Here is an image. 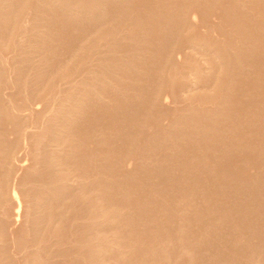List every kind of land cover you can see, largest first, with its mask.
I'll return each mask as SVG.
<instances>
[{
	"label": "bare ground",
	"instance_id": "1",
	"mask_svg": "<svg viewBox=\"0 0 264 264\" xmlns=\"http://www.w3.org/2000/svg\"><path fill=\"white\" fill-rule=\"evenodd\" d=\"M135 1L141 2L144 0H135ZM151 1L152 2H150L149 0L147 1V2H150V5H148L149 3L146 5V0H145V3L143 2V5L141 4L142 6H140V3L138 4L136 3L137 5H139L138 8L136 7L137 8L136 9L135 6H133V3L131 6L130 0H0V176L2 179L0 183H4L6 185V182L8 181L7 183L9 184V182L11 181V180L10 181L8 180V177H10L9 176L10 174L18 171L16 175L17 174L19 175V173H22L21 171H24L23 173L24 177L22 176L23 180L21 179L22 183H20L19 181V184L21 185L17 183V185L20 186L19 189L15 188L17 189V191L19 190V193L15 190L14 191H15V194L17 193L18 195L21 192L22 194L19 195L21 197H24L22 195H25L23 200H25L26 197L29 198L28 200H25L26 204L28 202L29 203L28 205L25 204L26 207H24V211L25 210L26 211L24 213L25 215L23 216L25 217L24 218L25 226H23V228L24 229L26 228V231L21 232L22 229L21 231L19 230L20 234L22 233L21 235L24 234V237L25 235L26 237L25 239L23 237L21 239L20 237V242L17 240H14V241L11 240V241H13L12 244H14V242L17 241L14 244V246L16 250L17 249L19 250V252L20 251L23 252L24 249L23 250H20V249L23 248L25 245L31 248L29 251V249L25 246L26 250L28 249V252H25L26 254H21L18 251L16 253L15 251L16 254H20V255L27 256L28 254V257L25 258L24 256V259H22L23 257L20 256L22 260H19V262H17L18 259L16 257H15L16 258L15 260L14 257L11 256L10 254L4 253V252H8V251L3 250V248L6 246L5 241L7 239L5 240L6 238L5 236H7V234H4L6 232L5 230L6 228H4L5 231L2 230L3 229L2 226H5V225H0L1 227L0 228V248L2 249V250L0 249L1 250L0 251V264H45L44 262H46V260L47 261L52 260L53 255L51 256L52 259H49L48 256L52 254V252H54L56 248L52 250V247H54L55 245L53 246L51 241L49 242L47 240L50 238L49 240H53L52 242L54 244L55 242L58 241V238L62 241L67 240L66 242L68 243L70 242V239H67L66 234H65V237L63 236L64 235L63 229L66 226H68V228H71L69 227L70 226L69 223L68 225H66L67 223L65 224L66 219L67 221L69 220V218H66L68 216V215L66 216V213L67 212H68L67 214H71V212L73 213V211L69 213V210L73 206L76 205V204L74 205V203H78L77 204L78 207L85 205L84 208L82 207V209H85V211L87 210V212H84L81 209V211H83L85 214V216H83L84 218L83 219L81 218L82 220L79 217L82 216L83 212L82 213L79 212L81 213L79 214L80 216H78L75 213L78 216L77 219L79 218L81 220L79 224H80L81 230L82 228L84 230L83 233L79 232L81 231L80 228L72 227L71 229L72 232L73 230L75 231V229H79V231L76 230L78 235L82 234V236L79 235L80 236L79 240L78 238L77 239L74 238V237H77V235L72 236L73 239H76L78 241L71 240L75 242V243L72 242L73 245H76L77 251L74 248L75 251L76 252L79 251L78 253L81 254L80 258L77 259L79 261L77 264H80V263L82 264H174V262H171V260L175 261L179 259L178 258L179 255L178 257L174 254H172L173 257L171 256V252H173L174 249H177V250L182 249V250H179V252L183 254V255H180L182 257L180 258V260L181 259L183 260L186 258L185 263L184 261L182 262L181 260V262L179 261L178 263L177 261V263L175 264H182V263L183 264H195L196 260L198 264L199 262L201 263V261L203 262L202 264H233L231 262L233 258L230 260L224 261L222 260L223 259L222 256L224 257V255L222 256L220 255L221 257L217 255L218 253H216L215 251L217 250L218 252L220 249L222 250V248H219V249L217 248L216 250H214L215 253H212L209 250L207 251L206 249L207 245L209 246L210 240L211 241L214 240V242L217 245L220 244V243H217V241L219 242V238L221 239L222 238L221 236L224 235V231L227 230L226 227H229L228 229L232 228V230L236 232L235 234L232 230L227 231V234L228 232L234 233V234L232 233L233 238H231L232 236L230 237L231 240L226 235V238H228L230 242L228 241V239H226L223 236L224 238L223 240H227L229 242V245L227 244L228 242L226 241L224 243L232 247L229 249H233V251L235 249L234 252H237L238 250V252L240 253L241 249L243 251V248H246V247H243L240 249L241 246L248 247V249H245V251L246 250L248 251V252L246 251L247 255L243 256L244 253L242 252L243 254L240 253L241 254L240 256V254L237 252L239 254L238 255L239 259L237 258L238 262L240 261L238 264H264V251H263L264 248L263 249L262 247L261 249L259 248V246L262 245V243L264 245V241L263 242L261 241L264 238L261 240L260 239L258 240L254 232L259 229L254 231V229H256L257 227L253 228L252 226L253 223L251 222L252 220V221H255L254 223H257L258 220H256V218L262 219L264 212L263 214L261 213L260 217L262 218H258L259 216L255 218V216H257L256 215L257 212L255 213V210L257 211V208L256 209L253 208L256 206L252 207V205L255 204V202L254 203L251 202L252 199L247 194L248 189L246 190V193H243V189H246L247 188L246 186H249V188L253 190V192H254V188H257L259 189L257 191H260L263 194L264 191L260 190L261 186L260 188H258L256 187V184L258 185V182H259L258 180L264 179V176L260 174L259 176L258 172L264 175V173H262L264 171L261 169L262 172L261 170L257 172L258 179L256 181L258 182L256 183L253 182V184L249 183L252 181L248 182L245 179L247 178L249 180L252 179L253 181H255V179H253V177H256L254 176L255 174L251 176V178L248 174L247 175L249 176V178L248 177H246L245 179L243 178V181L245 180L246 182L245 181L244 182L247 185L245 183H244L245 185H243L242 184L243 181L240 180V178H238L239 180H237V182L242 181V183L238 182L239 184H236L237 183L236 182L234 184L233 182H235L236 181L235 179H237V177L234 176L235 174L232 175V178L234 179L231 178L233 182L232 180L229 181L230 179L228 180V183L230 182L233 183L232 190L238 193V194L234 193L233 197L231 196L232 195L231 194L230 197L234 199V197L237 195L242 196L241 195L242 193L246 194L244 195V197L237 196L236 198L237 200L232 201V203L234 202L236 205L237 203L244 204L245 206L246 203H243V202L246 199H248V197H250L251 200H246L245 202L249 201L251 204L252 203L253 204L252 205L250 203L249 205L247 204L248 208L249 207L252 208V209L250 208V211H247L248 208L246 207L245 209V207L242 205H241L242 206L241 209L244 207L245 209L244 211H242L243 209L240 211L239 209L240 206L236 208V210L239 209L238 210L239 215L237 214V218L235 219L242 218L240 220L238 219L240 223L242 224L240 225L242 226L240 229L235 227L236 225L239 224L238 223L239 221L237 222L238 224L234 223L235 225H231L232 222L231 223L228 222L230 223L229 226L226 224V227L222 229L221 227H223V225L228 221L227 219L230 217V215L226 217L225 214L224 215L223 213L220 214L218 213L217 210H221V209L222 211L225 210L226 208H224L223 206H222L223 208L221 209H218V207L222 204L227 205V202L229 199H230L229 202H231V198L229 197V199H227L229 195L227 196L225 192V189H224L225 186H223L224 187L223 190L226 195L220 199L224 200V198L227 196L225 199L227 200V202H224L222 204H219L222 200L217 199L218 197L217 198L216 196L208 197L209 194L206 196L205 193L206 192L208 193V191H210L209 192L210 195L213 196V194H211V190L216 189V188L212 186L214 184L216 187H218L217 186L218 184L216 185L215 183L208 182V181H211V180L213 181L214 180L213 176L215 175L219 176L218 171L222 169L226 171L227 169H225L224 166L222 168L221 165H220L221 169H219L218 167L219 164H218V166H216L218 167L217 168L218 171H216L218 175L214 173L215 175L213 174L212 176L213 179L209 180L208 177H211L210 174H212L213 171L216 170L214 169L215 166H211V165H215V164H211L209 163V161H207L208 163L207 162L204 163L205 158L203 159V157L205 156L208 157V155L204 156V154L208 152L205 149L206 153L203 152L204 154L202 153V155H200L202 151L200 152L201 148H199L201 144H202L201 146H203V143L207 142L206 144L207 146L210 143L213 145L215 144L213 147L217 149L218 152L215 150V152L217 153H219V151H223V152L226 151V154L223 152H221L220 154H217V153L213 154L215 153L214 150L212 152V150H210L209 147H207V150L209 149L210 151L209 150L208 151L210 153L212 152L211 155L212 154L214 156L218 155V157L214 158V159L218 158V162L224 159L226 155L230 154L228 151L231 152L229 157H231L232 154L234 155V153L236 154V151L238 150L244 151L246 149L245 151L247 152V149H248L249 155H251L250 152L252 153L251 150H253L256 156L260 152V149H259V152H257L258 149L255 148L257 150L256 151L251 146L250 140H248V142H250L249 144L248 142L247 143L243 142L240 138H242L241 136L243 132L245 133L243 134L244 138H245V135L247 136V130L244 127L246 128L250 127V129L248 128V130L251 131V129L252 128L254 129V126L257 124L259 129H254V130H259L258 132H260V130L262 131L264 127L263 125L264 120L262 119L264 117L261 118L260 116H258L259 118H257V114L263 112V111L259 112L261 111L259 110V108L260 109L262 108L261 107L262 99H260L261 101L260 103L258 98H262V92H264L263 91V87H264L263 86V83H264V0H177V1L176 0H163L164 2L159 0V2L161 3L156 2V0L155 1L151 0ZM153 2H156V4H154ZM126 4H129V5L126 6ZM129 6H131V8ZM107 7L112 8L113 14L110 12L111 13L110 15V13L107 12L108 10ZM110 8L108 11H111ZM216 9H218V11L220 9V13L218 14H220V16L222 15V19L220 18V20L218 19L219 21H217L221 26L217 25L216 20L215 21L211 20L213 24L214 22H216V25L211 24V26H214V28L215 26L220 28L222 32L221 33L222 36H219L220 34L219 35L215 34V36L217 35L219 37L216 36V39L213 38L215 37L213 36V33H215L216 31L214 32L211 29L210 30L211 32L209 31V33H206V32L204 33V31L199 30L201 35L199 33L198 34L200 36H198V34L196 33L197 37H187L186 33H188V31L190 30V27L194 25V23L192 25V22L195 21L193 19L194 18L193 16L195 15L191 16L192 13H194V11L200 12L201 16H205V19H209L206 16H209L212 18L211 14H213L214 10ZM143 10L146 11L144 15L142 14L144 13ZM137 12H140L141 14L137 15ZM107 14H109V16H107ZM200 14L198 15L200 16ZM198 15L197 17H199ZM106 16L108 17L107 19L109 21L105 19ZM190 16L192 18L191 21L189 19ZM213 18H219V15L217 16V13H216V15L213 16ZM199 19L201 20L203 19V17L202 18L199 17L198 20ZM198 20L197 22L202 24V26L203 24L206 25L209 22L208 20H207L208 22L203 21V20L200 22ZM129 24H131V27ZM198 24H197V27H198ZM209 24L210 23H208L207 27L211 28ZM187 25L188 26L191 25V26L188 27ZM94 28L96 29L95 32H93ZM192 28L193 27H191V29ZM203 28L201 30H205L206 27L204 29ZM60 31L61 33L64 31H67L68 33L70 32V34L68 35H67V32H65L67 36L66 35H65L66 37L63 36L64 39L66 38L63 41V43H60L56 40ZM92 32L96 34L93 35ZM183 32H185L186 36L184 35ZM210 33H212V35ZM62 34L64 35V33ZM97 34H98V38L96 39ZM181 36L183 38L185 37L186 38L183 39L182 41ZM191 36H193V34ZM93 38L96 40L102 41L98 43V44L101 43L100 46L97 44L99 47L96 46V43L98 41L96 43L92 42L94 40ZM154 39L157 40L158 43H156L157 41L155 42ZM103 40L105 43L103 42ZM106 41L108 42L107 49H111L112 51L113 49L117 50L122 47L121 48L122 50L119 49L121 54L117 53L119 51L117 50V52H115L117 53V56L113 57V55L115 54L113 51L114 54H112L111 52L112 56L111 55L108 57L106 56L105 58L104 56L100 57L99 54L101 53L108 54V52L110 51V50H107L108 52H105L106 47H107ZM151 41H152V44L156 43L155 45H157L155 46L153 44V46L157 47L156 51H155V48H153L155 52L152 51L153 50L152 48H148V46L150 47L152 45ZM94 45L97 48L102 49L101 51H99L100 49H98L100 53L97 51L98 56L101 58L100 60H98L99 63L98 61L97 62L95 61L96 60L95 58H97L98 56L91 57V55L94 54L92 53V50L97 49L94 47ZM103 46L105 47V51H103L104 49ZM138 46L140 47L138 48ZM140 48L141 50L143 49L144 51L140 52L141 51ZM147 49L148 50L152 49L151 50L152 52L151 51L150 52L151 54L152 53L153 54L150 55ZM158 50L159 52H161V57H160L161 62L163 60L166 66L169 65L168 66L169 70L166 68V66H165L166 69L164 68V66H161V64L162 65L164 64L161 63L158 58H157V62L159 61L160 63H157V62L154 63L155 64L154 66H157V64L159 65L157 66L159 67L158 69L154 70V66H153V71H152V68H151L152 65H150L151 67L148 65H146L147 67L144 66L145 62H148L149 64L153 63L152 59L154 57V54H156ZM97 54L95 52L94 55H97ZM177 54H178V58H180L179 56L181 55H182L181 57L183 58L181 60L178 59L176 57ZM92 58L95 59L94 60L95 62L93 63L94 64L97 63L98 65L96 67L98 69L96 70H92L91 68L92 66H94V64L90 62ZM112 59H114V61H112ZM261 59H263V61ZM149 60L151 61L149 62ZM176 60H180V61H176ZM153 61L155 62L156 59L155 60L153 59ZM141 62H143L142 64L146 71L143 69V66H141ZM90 63L92 64L91 67H90ZM254 67L258 68L262 73H260V71L258 73L257 69L255 70ZM148 68L149 70L150 69L151 70L150 71L148 70L149 73H146L148 72L147 71ZM160 68H164V69L162 70ZM251 69H254L258 73L257 75L255 74L256 72L254 73L256 76H260V74H262L260 77H262L263 79L258 77V80L262 85V86L260 85L262 87V91L260 90L261 87L260 86L258 87L259 84L257 82L256 83L258 85H256V87L254 85V89L255 88H259V89H256L257 91L253 89L255 92H253L252 88H251L252 91L247 89L248 92H246V90L240 89L239 85H241L245 81L244 80L245 77H246V83L249 82L248 74L249 72L252 73L253 71V70L250 71ZM251 73L250 75H252ZM254 74L252 75V77L254 76L253 78L256 81L257 79L255 78L257 77H255ZM175 79H177L176 80L177 82L175 81ZM142 83L146 85H143ZM176 83H178L177 84L178 91L176 88L177 87ZM232 83H234L233 87H235V85L237 87L238 85L239 86L238 89H240L241 92L242 91L246 92L245 93L246 95L245 94L242 95L243 100L245 98V100H247L248 103L249 101H255L256 99L258 100L256 101H257V104L258 103L259 105L261 104L260 106L257 104L255 105V102L253 103L254 105L251 104L252 102L249 103L251 104L250 106L252 105L257 106L256 109L258 111H256V109H253V111L255 110V112H258V113H254L253 111L250 112V110L252 109L245 107L249 105H245L247 102L245 103V101H243L242 99H239L240 97L237 96L238 100H235L233 98L234 95L232 94V92L235 89L231 87ZM173 85H175L176 87H174ZM246 85H248V83ZM143 86H145L144 89L148 90L149 91L148 93H150L151 95L149 96L151 97L149 98L150 99L148 101L149 103L146 102V99H148V97L147 98L144 97V99L142 98L143 97L142 95L144 92H145L144 94H147V91H144L142 93L141 88H143ZM248 87H251V86H248ZM173 89L176 90L177 93L175 92L174 94ZM258 90L260 92L259 95H257ZM13 91L17 93V95ZM238 91L239 90H236V92L239 94ZM140 92L142 94H140ZM8 93H11V94L14 93L16 96H19L17 98L20 100L16 101L17 100L16 96L14 97L15 99L14 100L13 95H11L12 96L11 97L8 95ZM237 93L236 95H238ZM176 94L178 98L176 97ZM170 96H173L178 99L177 100L174 98V100L177 102L175 104L172 102V104L174 106L178 104V106H181V108L178 107L180 108V111L175 109V112L176 111L178 112V113L176 112L177 114L174 112V110H172L173 113H175L176 115L175 117L171 115L172 111L170 113L168 112L169 118H171V116L173 117V121L172 120L170 121L167 118L170 121V123L172 122L171 125L169 124V126H171L170 128L174 127L175 129L177 126H180L181 130L185 131L186 129L185 131L186 133L184 131L182 132L181 130L172 131L170 128H167L171 130V132L169 133L170 135L169 136L170 138H169L167 137L168 136L167 130H165L167 127L166 126V127H162V129L165 130L163 134H162L163 130L159 127L161 130L160 133L164 136V137L162 136V138L160 136L159 137L155 136L156 138L155 137L154 138L156 140H150L151 138H153L152 137L153 134H151L152 135L151 137H149L150 136L149 134L148 135L149 139L143 140V136H142L141 138L142 140L141 139L137 140V136L140 135V133L142 135L143 130L147 131L145 130V128L148 129V126H147L148 124H149V127L152 126V124H154L155 127H158L160 125V123L158 124V121H157L156 122L157 126H156L155 121H153V119L155 120L156 118L154 117V115H153L154 118L152 117V115L151 117L149 115V113L151 114V112L152 111L154 112V110L147 112L149 105H150V109H153L152 107H155L157 110L160 108L159 109L160 111L161 105L158 103L162 102L161 104L163 105L165 103V102L163 103V101ZM10 97L14 101L19 102V105L15 102H11L13 100H10ZM132 97H134V100L131 99ZM139 97H141L142 99H140ZM230 97H232L233 99L231 98L232 99L231 100ZM130 99L133 100L134 105L132 104V101ZM139 99H140V102L138 101L139 104L135 103ZM239 100H241L240 102L244 105L243 106L244 108L242 109L239 107L241 111L245 109H247L248 111L249 109V112H250L249 116H247L248 112L245 110L247 112V115L245 114L247 118H245V116L242 115V112L244 111L242 112L240 111L242 115L241 116L242 118H240L242 122L239 121L240 124L242 125V127L248 124L247 126L243 127L244 129L239 124L238 122L239 118L237 117L238 115L236 113L238 112V110H240L237 108L238 105L236 103V101H239ZM113 101L115 102L114 104H112ZM141 101L144 102V103L142 102V105L145 104L144 106H147L146 108L143 106L144 107L143 110H142V105H140ZM232 101L233 103L236 104V106L235 105L232 106L233 104L231 103ZM8 102H11V104L9 105ZM12 103H14L15 106L14 105L12 106ZM116 103L117 104L121 103L122 106L121 104H119L118 105L119 107H117V105H115ZM129 103L130 105L132 104V106H135L136 104H138V106L140 105L141 110L144 111V109H146L147 110L146 112L148 114L144 111L145 113L143 112L142 115H140L142 111L139 113V112H135L136 111L135 108L133 109L135 110L134 112L132 109L131 110L129 109L128 110L129 112L127 113L129 115L134 113V117H135V114L137 115L139 113L138 114L139 116L135 117L136 121L138 122L135 121V118H132V121L134 120L135 122L129 121V119H127L128 117L125 116L127 114H124L125 118L127 117L126 118L127 123L128 121L129 123H132V124L137 123L135 124L136 125L135 128L137 130L134 129L133 126H132L133 128L131 126L129 128L128 126V129L129 130L132 129L133 132L135 130L139 134L137 135L135 134L136 133L135 132L134 133L135 136H133V138H129L125 140L124 138L128 137L130 133V131L125 129L126 132L127 133L129 132V133L127 135L125 130L123 131L125 132L124 133L125 135L123 134L125 137L124 138L122 137V143L124 140V143H126L127 141L128 144L124 146V144L121 143L124 148V149H121L122 148L120 146L121 144H119L121 142L120 140L121 138H118L121 135L119 132L121 128L118 131V133L120 134L119 136L116 133L117 131L113 130V126L115 125V124L113 125L114 123L113 121L117 122V119L119 118H117L116 120H112V117L110 116L111 117L110 118L109 115H110V112L112 113V111H114L111 105H113L114 108L117 107L118 109L120 108V106L122 108L125 105L126 107H129L128 106ZM146 103L149 105H146ZM37 106L42 107L40 110L41 112H39V114H37V112L36 113L34 112V109ZM132 106H130V108ZM262 106H263L262 109H264V102ZM228 107H230L231 109L234 108L235 113L231 115L232 116H234L235 114L236 115L234 116V118L230 115L234 119V124H232L233 119H230V116H229V112L232 110H230V108L228 109ZM235 108L237 111H235ZM95 110H102L106 113H108L109 111L108 113L109 115L105 118L106 115L105 114L102 115L103 113L102 111H101L102 113L100 114L99 113L100 111L99 112L97 111L96 113ZM119 110H122V109H119ZM228 110L229 112H227ZM161 111H160L161 114L163 113V111L165 112L164 109H162ZM167 111L168 110H166V114L163 113L166 116H167ZM169 111H170V108H169ZM115 112L117 113V111H114V113ZM224 112H227L228 115L224 114ZM33 113L35 115V118L34 117L32 118ZM98 113L102 116L98 117L100 116L98 115ZM116 113L114 115H117ZM121 113L123 114V110L119 112V115ZM252 113L256 114V117H254ZM93 114H97L98 118L104 117L105 120L104 119L103 120L105 122H100L102 121L101 119L95 121L94 119L96 116L94 115L95 116L94 117ZM111 115L113 116V113ZM158 115L160 116V114ZM250 115L253 116L254 118L251 117ZM263 115L264 114H262L261 116ZM248 117H250L251 118L250 121L253 122L252 124H250V126H249L250 121H248L249 119ZM107 118L109 120V123L111 124L107 122L108 124L106 125ZM255 118L257 119V121H255ZM124 119H119V121L120 120L124 121ZM161 119L162 121H164V119L166 120V117L163 116V118ZM246 119H247V123H246ZM92 120L94 123H96V124L93 123L94 126L92 125V122H91ZM243 120L246 124L245 123L243 124ZM97 121H99L102 124L105 123L104 127L105 125L106 126L110 125L107 128L108 129L112 128V130L115 131L116 136L113 132H110V131L108 132V130L105 129L104 127H103L104 130H106L107 132L106 131L102 132L103 128L102 129L100 128L102 127V125L98 123L100 127L96 126L98 125ZM119 121H118L119 125H117V123L115 122L116 123V127H114L115 129H117L118 126H121L120 124L123 122V121L122 122L120 121L121 123H119ZM146 121H149V122H146ZM207 121L212 124L215 123L214 126L212 125L214 128L215 126L218 125L219 126V127L217 126L218 129L221 127V125H223L224 127V124L227 123V125L225 126L226 130L223 127H221L226 132H223L222 130H218V129L217 131L216 128L213 130L212 126L211 125L210 126H211L212 131H217V133L220 131L219 133L222 132V134L220 135L226 136V137L231 132L230 130H228V128L232 129L234 131L233 134L232 135L230 134L231 136L227 137L228 139L230 138V140L232 138L234 139L237 138L235 137V134L238 135V133L241 132L242 134L240 133L241 135L240 134L238 135V138L240 136L239 141H242V143L245 144V147H248V148H245L243 146L242 147L240 146L241 148L239 146L237 147L236 145L239 144L238 138L235 139L237 140V143L233 139L235 141V144L231 143V145L227 146V147H230V149L228 148L229 150H227L226 145H227V142L230 140H227V138L225 139L227 140L225 142V140L220 139L217 136L216 138L217 140L213 141L215 140V138L213 137H216V135L214 134L215 136H213L212 134L211 136L210 133L212 131L209 133L207 132V130L210 129L209 123L207 124ZM217 121H220V122H217ZM260 121H262L261 124L263 123L262 124L263 127L260 124ZM124 123L125 122H123V125H124L123 129L125 128V124H126ZM229 123L231 125H229ZM254 123L255 125H253ZM165 124L167 125L166 122ZM205 124H207V126H205ZM259 124L261 125L262 129H260L261 127L259 126ZM111 125L113 126L111 127ZM78 126H80V128ZM181 126H184V127L186 126L187 128L189 127L188 130L190 129L194 130L195 128H197V131L200 130L198 128H204V127L208 128L209 127L207 130L206 128H204L203 130L201 129L200 132L202 131L204 134L199 132V135L202 134L205 136L207 135L205 132H207L209 136L211 137L208 138V136H206L208 139H203V138L195 139V137L197 136L194 134L195 137L193 136L191 137L193 141L189 139L187 140L188 137H185L186 134L192 135L195 130L193 132L189 131L187 133V128L184 129ZM193 127L194 129H192ZM239 127H241L240 128L241 131L238 130L239 131L238 132L236 131V129H239ZM159 128L157 129L152 128V131L150 133L154 132L153 129L155 131L156 130L158 131ZM242 129L245 130L246 132L242 131ZM204 130L206 131L204 132ZM5 131L7 133L11 131L10 133L11 134L13 133L16 136V141H15V138H13L14 140L13 139L12 141L9 140L11 144L7 143L9 141L5 143V141L8 140V139L5 140V137L8 135V134L6 135L4 134ZM180 131L181 133H178V134L179 135L185 134V136L181 135L182 137L179 136L178 139H176V137L178 136V134L176 136V132H180ZM250 131L248 133L253 132V131L251 132ZM227 132L228 134L224 135ZM262 132H264V130ZM108 133L109 134L113 133V134L110 137L111 134L109 135ZM164 133L165 134L167 133L166 134L167 136L164 135ZM219 133L217 135H219ZM144 134H146V136L144 135V138L145 137L147 138L148 133L144 132ZM156 134L159 135L157 132H155L154 135ZM131 135L133 134L130 133V137ZM258 135L257 136L254 135V137L256 136L257 138L256 140L254 139V142H255V144L253 143L254 147L256 146L258 137L261 135L260 136L261 138L264 135V133L260 134L259 136ZM114 136L115 138L118 136L117 140L114 138ZM171 136L173 137L176 136V137L173 139ZM248 136L250 137L251 135L248 134ZM248 136L246 137L247 139H249ZM108 137L109 139L110 138L112 139L113 137L117 141V143H118V140H120L118 143L119 144L118 146L121 148H119L118 146H115V144L117 143L114 144V142L116 141H113V140L111 141V139L110 140L107 139ZM138 137H141V136H138ZM165 137L169 139H165ZM183 137H185V139ZM171 138L173 139L172 141L179 140L181 144L179 143V141L176 143L172 142L170 140ZM210 138H212L213 140ZM247 139L246 140L244 139V140L247 141ZM261 139L260 141L263 142V139L262 140ZM196 140L200 141L201 144L198 143L197 144L198 146L189 144L191 142H193L194 144ZM13 141L15 142L13 143ZM89 142L92 144L93 143L96 144L95 147L93 144V147L95 149H96V146L98 147L100 145L101 147L100 148L98 147V148L99 150L102 149V152L99 155L96 152L95 153L97 155H95L94 152L91 153L90 152L91 149H89V147L91 148L92 144L87 145V143ZM230 142L228 144H230ZM177 143H179L180 145H184L185 143L189 144V147L186 144V146L188 147V148L186 147L188 149L187 153H189V149L191 147L193 148V149L191 148V151L194 152L197 149L198 153L195 152L196 153L195 155L193 154V152L190 151L191 152L189 153L190 156H188L189 154L186 155L187 154L186 150L183 149L185 150L184 153L186 154L182 155L180 154V150L182 148H185V146H182L181 148L180 146H178ZM175 144H177L178 147H175ZM261 144H264V143H260V146L264 147V145H261ZM167 145L174 146V147L168 146V148L170 149L168 151L166 150ZM206 145H204L203 148H206L205 147ZM232 145L234 149L231 148ZM258 145L259 144L257 143V146H256L257 148L259 147ZM249 146L252 149H250ZM86 147L87 149H89V154L91 153L90 155L87 154L88 150L86 149ZM213 147L211 149H214ZM156 148L160 149V150L158 149L159 153H158V150L156 151ZM172 148L174 149L178 148L177 150L181 148L179 151L175 149V153L179 152V155H181L183 159L184 157L188 156V158L191 159L190 161L196 165L195 166L192 165L191 167V165H189L187 162L184 165V163L182 162L183 161L185 162V159L183 160L179 156L183 160L181 162L182 164H180L179 157L175 155L174 150ZM194 148L196 149L194 150ZM85 149L87 153L86 151H83ZM224 149L226 150L224 151ZM164 150H166V152ZM171 150H173V152ZM79 151H83L84 155L82 154L81 156L80 155L81 153L80 154L78 153ZM154 151L159 155V157H160V154L162 153L161 154L162 156L164 152V154L166 155L165 160L167 161V162L164 161L165 166L163 167L161 166L163 164V159L165 155L161 157L163 159H160L162 160V163L161 161L159 163L158 162L159 160L156 161V157L154 159V156L152 157L154 160L153 159H150V160L155 161V163L153 161L150 162V160L148 159L149 163H152L151 164L152 166L149 163H146L145 159H147V157L152 156V154L156 155L153 153ZM232 151H234V153H232ZM255 151L257 152V154ZM244 152L243 153L240 152V154L243 156L244 155L246 156ZM110 154L118 158L119 161L118 159H115L114 157L112 159H109L110 157H112V156L108 157ZM192 154L194 155L193 157H192ZM221 154H222V157L220 158L221 159L220 160L219 157L221 156ZM223 155L225 156L224 158H223ZM241 155L239 156L241 157ZM21 156L26 158L25 161H27V159L29 160V163H28L29 165L28 164L26 165L27 167L25 165H24L25 167L22 166L23 164L20 163L21 162L20 159L22 158ZM237 156L238 155H236V157ZM256 156H254V158L257 159V157H259L258 161L260 159L263 160L264 157L263 158L261 157L264 156V153L261 155V157L260 155H258L257 157ZM213 157L212 158L208 157V158L210 160V159H213ZM240 157H238V159H240ZM214 159L213 161L215 162ZM112 160H114V162H112ZM206 160L208 159L206 158ZM81 161H83L82 162L83 164H81ZM210 161L212 162V160ZM222 161L224 162V160ZM85 162L86 164H89L88 166L86 165L87 167L84 165ZM128 162L130 164H128ZM133 162H134V165L137 164L143 170L144 172L143 174H147V175L150 174L149 176L151 177L154 176L153 171L155 170L153 168H155L156 171L158 172L157 175H160L162 173L160 175L161 177L160 176L157 177V179L159 180L158 184L162 183V185L165 184L167 186V184L165 183L167 182L168 186L167 187L163 186V188L160 187L159 189L157 185L158 181L155 183V180L157 179L156 177H154L155 178V180L153 178L154 182L153 181L151 182H153L156 185L158 190H155V193H153L155 186L152 183L153 188L151 189L153 192L147 195L148 197L145 195V197H147L148 200H146L147 198H145L144 200L141 194L143 195L146 193V192L143 193V189H146V188L149 189L148 186L151 184V182L149 180V176H146L147 183H150V184H147L146 181L145 183H143L145 179L142 180L143 178H139L138 177L139 175H138L137 178L135 179H141L142 182L141 180L140 181L137 180L138 181L137 183H143L145 185H148L145 188V185L142 184L144 188L141 190L142 193L139 192L138 189L142 187L141 184H139L140 186L138 184L135 185L134 183L136 182V180L131 178V177H134V174H136V172L134 173V170L138 166H136L135 169H133V167L135 166L132 167L133 174H131V171H129L131 170V168L129 170L127 169L128 167L132 166L131 164H133ZM116 163L118 165L119 164L125 165V163H126V166L129 165L128 167H125V166L123 167L127 169L126 173L129 172L131 174L130 175L131 177L128 175L129 173L126 174L124 171L123 172L121 171V173L126 174L130 178L126 177L125 175L122 176L120 172H117L120 174V175H117L116 174L117 170L115 171V169L117 168L115 167V165H117ZM173 163H178L179 165L181 166L184 165V166H182L181 168L179 167L180 168L179 170V168L177 169L174 168L178 165L173 164ZM262 163L264 164V162H261L260 164L262 165ZM24 164L26 163L24 162ZM121 165L119 166V168L122 167ZM78 166L80 167V169ZM139 167L138 169H140ZM159 167L164 168L163 172L161 171L162 168L159 169ZM260 168L261 167H259V169ZM126 169H123V170H126ZM31 170L32 171L34 170V172L37 170V173L39 175L37 176L38 180L35 177L30 178L32 176H30L31 174L28 175L29 173H33V176L37 174V173L34 174V172H32ZM120 170L122 169L120 168ZM159 170L161 171V173L159 172ZM139 171H138L139 174H141V170ZM228 171L229 170L226 171L227 175H229ZM220 172L223 173V171H220ZM25 173H27L26 174L27 176H30L29 177L30 179L32 180L35 179V181L34 180L31 181L29 178H27V176H25ZM143 174H141L140 176H142ZM207 174H208V177H207L208 180L204 182L205 183L208 182L209 187L212 189H210L209 187H207L209 189L205 188V186L207 185L203 183L202 181L203 179H205L202 177L207 176ZM40 175L42 177L41 179H39ZM222 176L223 174L219 176L220 178L218 177L217 178L221 180L223 179ZM229 176L231 177V174ZM261 176L262 178H259ZM225 177L226 176H224V178ZM24 178H26L25 179L26 181L29 180L27 185H26V181L24 180ZM226 178H229V177L227 176ZM23 181L25 182H24L23 187H21L23 184ZM262 181L264 182V180ZM209 183H211L212 186H210L211 184ZM248 183L251 185H249ZM1 185H0V208H1L0 210L2 211L0 212L3 213V211H5L6 213V212H9L8 210L11 208L7 207L6 205H5L6 206L5 208L4 204H7L12 207V205L15 206L14 203H16L18 200L16 201L17 198L15 197L13 190L10 192L9 185H7L8 187H6V188H9L8 190L4 189V186H1ZM137 185L139 188L136 187ZM222 185H225V184L221 183V186ZM229 185L230 184H227L226 186L229 187ZM149 187H151V185ZM231 187L232 185H230L229 187L230 191H231ZM164 188L168 190L167 193L165 192L166 189ZM168 188L171 189L169 194H168L169 192ZM263 188L264 187H262V189ZM130 189L134 190L135 192H133ZM147 189L145 191H147ZM227 189L228 188L226 187V190ZM218 190H217L218 192L217 195L219 193L224 194L221 192L222 187H221V190L220 189ZM241 190H242L241 193L238 192ZM137 191L138 193H141V194H138ZM233 191L230 193H233ZM215 192L216 191H214V193ZM136 193L138 194V196H141L140 198L143 201H146V202H142L141 199H138L139 197L138 198L134 197ZM261 193L259 195L257 192L258 195L257 194L253 195L254 197H256L255 195H257L256 199L254 197L253 198L255 200L259 198L258 200H260L262 198ZM211 198H214V199H211ZM238 198L239 200H242L240 198H245V199L244 201L242 200V202L239 203ZM217 200H219V202ZM262 200L264 201V198ZM262 200L260 201L261 203H263ZM210 201L211 202L216 201L217 204H219L218 207L216 206L217 210L215 208V205L217 204L215 203V205L213 206L215 209H213L212 205L210 206ZM79 203L82 205L79 206ZM167 203L168 205L169 204L171 205L170 209L166 208ZM232 203H228L229 205H231V207L229 206L230 209L233 208L232 205L234 206V204ZM85 207H87V209ZM202 207L204 208V211ZM229 207L227 205V208ZM200 208H202V210H200ZM263 208H264V204L262 205L261 209ZM76 209L78 208H73L74 211H77ZM210 209L214 210V212L216 210L217 215H220V216L223 215L222 216L223 218L222 217L218 218V216L216 217L215 215L216 213L214 214V212ZM233 209L231 211L232 213L231 218L233 219V222H236V220L233 218V217H236L234 216V214H236L235 207ZM145 210H147V214L150 215L151 213V216H153V213H156L157 215H159L155 218L157 222L153 220V218L156 216L155 214L153 218L151 216L149 218H146L147 219L145 222L146 224L147 222L151 223L153 221L152 224L150 223L147 224V226H150V227H147L146 224L144 223V220H141L145 217L144 215H141V213H143ZM199 210L203 213L200 214ZM245 211H247V213ZM251 211L255 215L254 216L255 220H253L254 219L253 217L250 220L248 219L247 223H249L250 221V223L252 224L249 223L250 226L249 225L246 226L247 225V223L245 224L246 219L253 216L251 215L252 214ZM212 213L215 215V217L211 216V217H214V220L212 219L213 220L212 225H213L214 230L217 229V230L223 231L225 229L223 232H219L216 230L217 232L221 234L219 238L216 235L217 236L215 237L216 239L214 238V235L216 232H213L211 230L213 229L211 225V220H210L211 217H208L210 216L209 214H212ZM248 213H250L251 216L248 215ZM258 213H259L258 215H260V212ZM3 214H1L0 216V218H3L2 221L0 219V222L6 221L7 217L9 219V216H7V214L9 215V213L6 214L7 217H4ZM246 214L250 217H248ZM203 215L207 216L205 217L206 219L210 218L209 219L210 222L205 220ZM141 216H144V217L140 218ZM224 217H226L227 219H225ZM202 218L204 219L201 220ZM72 219H70V221L74 222L73 224H75V226L77 225L79 226V224L76 223V218H72ZM79 219L77 220L78 222H79ZM148 219H152V221L151 220L148 221ZM174 220L175 222H173ZM198 221H205V224L207 221L208 224L211 225V227L208 224L207 226L204 225V227H206L207 229L210 227L209 229L212 232L208 230L207 231L208 235L205 232H203L204 229L206 228L203 227L204 222H202V224L200 223V229L201 228H204V229L203 231L200 230L201 235L200 233H197V235H195L196 232H199L195 229L196 226L194 225L196 224L198 226L199 224ZM261 221L262 222H260L259 220L260 224L263 223V219ZM0 224H3V223H0ZM191 224L192 226L194 225L192 228L193 230H195V232L191 230L192 229ZM257 224L256 226L259 225ZM262 225L264 226V223ZM62 226H64V228ZM251 226L252 228H250ZM61 228H63L62 229L63 233H60L62 237L61 236L58 237L57 236L59 234L58 232H60L58 230ZM262 230L264 231V228H262L260 231ZM209 232L212 233L211 235L213 236V239L211 238L212 236L209 235ZM71 233H70V236L74 235V233L72 234ZM154 233H156L155 235L158 234L159 237L155 236L156 239L153 238L154 240L152 239L153 240L152 241L149 238H152V235ZM258 233H257L258 235H261L262 232H258ZM136 235H138V237H141L140 235H142V238L144 236L148 238L150 241L148 242V244H146L144 241L146 238L144 240L140 238L141 241L143 240L142 242H140L141 243L140 244L139 243L140 239H137ZM204 235L208 237L206 238ZM19 236L20 235H18L17 237L18 240H19ZM198 236L201 237L200 240L207 239L208 244H206V242H203L205 245L204 244L201 245L200 242L202 241H199ZM247 236L250 238H247ZM251 236H254V237L256 236L257 240L259 242L261 241L260 243L258 242L259 243V246H258L256 243V239L253 237V239H255L254 243H256L255 247L257 246L258 250L257 249L255 250L254 247H253L254 249L251 248L252 246L250 247L251 245L250 242H252L250 241L252 239ZM72 237L70 238L72 239ZM260 237L262 238L264 237V235H261ZM135 238L137 239V242L136 240H134ZM9 239H10V236H9ZM12 239H14V237ZM45 240L47 241L48 245H50L49 243H51L52 245V246L50 245L51 250H52L51 253L49 251L50 246L48 247V249H46L47 247H45V245H47ZM60 240L58 241L59 243H60ZM133 240L137 246L138 244H140V246H138L137 248H133L135 247L133 246L134 244ZM223 240L222 241L220 240V241L223 243ZM66 242H63L64 245H66L65 244ZM42 243L44 244V246ZM59 243H56V244L59 246L60 245ZM212 243L210 244L211 247H208V248L211 249L213 247L214 249L215 247H217L215 243H213V246H212ZM222 243L221 245H223ZM249 243L250 245H248ZM73 245L70 244V246H73ZM221 245H219L218 247H220ZM14 246H11V248ZM222 247L228 249L225 246H222ZM171 248H173V251L169 252V249ZM202 248L204 249L203 251H202ZM196 249L201 250L200 253L199 251H196ZM47 250L49 251L48 253L46 252L48 255L45 254V251ZM177 250H175V252L173 253H176V252L178 253ZM223 251H225V249H223L222 252L220 253H223ZM55 252L53 253L54 256H56L57 258L59 256L60 258L62 255L61 259L64 258L63 254L56 255L58 254L59 251L56 254ZM226 252H224L225 257H227L226 254L228 255L229 253V252L228 253ZM234 252L232 253V257L233 255L235 256L237 254V253L234 254ZM44 255L45 256L47 255L46 258L48 259L44 260L45 258L43 257ZM76 255L79 256V254L77 253L74 256ZM229 256H231V253L229 254ZM172 258H175V259H172ZM197 258H200L201 261L199 260L198 262ZM234 258H236V256ZM74 259L76 258L74 257ZM74 259L72 260V263L76 262L74 261ZM48 264H50V261ZM73 264H76V263H73Z\"/></svg>",
	"mask_w": 264,
	"mask_h": 264
},
{
	"label": "rangeland",
	"instance_id": "2",
	"mask_svg": "<svg viewBox=\"0 0 264 264\" xmlns=\"http://www.w3.org/2000/svg\"><path fill=\"white\" fill-rule=\"evenodd\" d=\"M130 1H131V3H130L131 6H132V3H133V6H135V8H136V7H137V8L139 7V5H137L138 3H140V6L143 5V2L145 3V0H144V1H141L142 3H141L140 1L137 2V1H135V0H130ZM132 1H134V2H132ZM147 1H148V0H146V5H147L148 3H149L148 5H150V2H152L151 0H149L150 2H147ZM153 1H155V0H153ZM161 1H163V0H161ZM176 1H177V0H176ZM128 2H129V1H128ZM128 2H127V3H128ZM156 2H159V0H158V1L156 0ZM156 2H153V3L156 4ZM163 2H164V1H163ZM134 3H135V4H134ZM136 3H137V4H136ZM159 3H161V2H159ZM141 4H142V5H141ZM127 5H129V4H126V6H127ZM144 5H145V4H144ZM151 5H153V4H151ZM131 6H129V7L131 8ZM107 8H108V10H109L110 7H107ZM133 8H134V7H133ZM133 8H132V9H133ZM137 8H136V9H137ZM108 10H107V12H109V13L111 12V13L113 14V12H112V11H113L112 8H110L111 11H108ZM140 10H141V8H140ZM138 11H139V10H138ZM143 11H144V10H143ZM215 11H217V12H215ZM145 12H146V11H144V13H142V11H141V13H142L143 15L145 14ZM111 13H110V15H111ZM141 13H140V12H137V15H138V14H141ZM195 13H196V14H195ZM216 13H217V16L219 15V18H213V16H215ZM218 13H220V9H219V11H218V9L214 10V13H213V14H215V15L211 14V15H212V18L209 17V16H206V17L209 18V19H205V16H201L200 12H197V11L195 12V11H194V13H192L191 16L195 15V16H193V17H194L193 19H194L196 22H195V21L192 22V25H193V23H194L193 26H191V25H189V26L187 25V26H188V27L191 26V27H193V28H194V26H195V28H194V29L192 28V29H193V30H192L191 27H190V30H189L190 32L187 30L188 33H189V34L186 33L187 37H197L196 33H197V34L199 33L200 35H201L200 31H204V33H205V32H206V33H209V31H210L211 29H212L214 32H215V31L217 32V33H216V32L213 33V36H215V34H218V35L220 34L219 36H222V35H221L222 32H221V29H220V28H218V27H216V26H215V28H214V26H211V24H213V22H212L211 20H213V21L216 20V22H217V21L220 20V18L222 19V15L220 16V14H218ZM198 14H200V16H199ZM143 15H142V17H143ZM197 15H198L199 17H201V18L203 17V19H201V20L199 19V20H198L199 17H197ZM202 15H203V14H202ZM211 15H210V16H211ZM107 16H109V14H107ZM107 16H106L105 19H106L107 21H109V20L107 19V18H108ZM191 16H190V18H189L190 21H191V19H192ZM140 17H141V16H140ZM142 17H141V18H142ZM210 18H211V19H210ZM218 19H219V20H218ZM197 20L200 21V22H201L202 20H203V21H206V22L209 21L208 23H210L209 25L211 26V28H208V27H207V26H208V23H207V24L205 23L206 25L203 24V26H202V24H200L199 22H197ZM207 20H208V21H207ZM192 21H193V20H192ZM210 21H211L212 23H211ZM216 22H214L215 25H216ZM196 23H197V24L199 23V24H198V27H197V24H196ZM214 24H213V25H214ZM129 25H130V27H131V24H129ZM129 25H128V26H129ZM217 25L221 26L218 22H217ZM94 26H95V25H94ZM200 26H202V27H200ZM203 27H204V28L206 27L205 30H201ZM95 28H96V27H95ZM95 28L93 29V30H94L93 32L96 31L97 28H96V29H95ZM197 28H198V29H197ZM204 28H203V29H204ZM208 29H209V30H208ZM195 30H196L197 32H196ZM199 30H200V31H199ZM218 30H219L220 32H219ZM67 31H68V30H67ZM67 31L62 32V33H64V35H63V34L61 33V31H60V33L58 34V37L56 38V40H57L58 42H60V43H63V41L66 39V38L64 39L63 36L66 37L68 34H70V32L68 33ZM91 31H92V29H91ZM187 31H185V32H187ZM65 32H67V35H66ZM93 32H92V33H93ZM185 32H183L184 35H185ZM191 32H192V33H191ZM210 32H211V31H210ZM94 34H96V33H93V35H94ZM98 34H99V33H98ZM98 34H97V37L94 36V37H96V39L98 38ZM192 34H193V36H191ZM199 34H198V36H200ZM202 34H203V32H202ZM210 34L212 35V33H210ZM65 35H66V36H65ZM93 35H92V36H93ZM186 35H185V36H186ZM189 35H190V36H189ZM205 35H206V34H205ZM182 36H183V35H182ZM182 36H181V37H182ZM216 36H217V35H216ZM216 36L213 37V38L216 39ZM219 36H217V37H219ZM181 37H180V38H181ZM183 37H184V36H183ZM183 37H182V41H183V39L186 38V37H185V38H183ZM93 39H94V38H93ZM96 39H94L95 41L93 40L92 42H93V43H96V42L98 41V42L96 43V46H98V45L100 46L101 43H100V44H98V43H99V42H102V41H99V40H96ZM155 39H156V38H155ZM155 39H154V41L156 42L157 40H155ZM103 42H104V40H103ZM104 43H105V42H104ZM104 43H103V45H104ZM156 43H158V41H157ZM156 43H155V44H156ZM97 44H98V45H97ZM107 44H108V42L106 41V45H107ZM109 44H110V43H109ZM151 44H152V41H151ZM153 44H154V43H153ZM153 44H152L150 47L148 46V48H152V49L155 48V51H156L157 47H155V46H157V45L154 44L155 46H153ZM106 45H105V47H106ZM96 46L94 45L95 48H97ZM99 46H98V47H99ZM152 46H153V47H152ZM94 47H93V49H94ZM101 47H102V46H101ZM103 47H104V46H103ZM105 47H104L103 51H105ZM124 47H125V46H124ZM139 47H140V46H138V48H139ZM107 48H108V45H107V47H106V51H105V52H108L107 50H110V51L108 52V54H107V53H105V54L101 53V54H99L100 57H101V56H102V57L104 56V58H105L106 56H107V57L110 56V55L112 56V54H114L115 52H117V50L121 49L122 47L119 48V49H117V50H116V49H113L114 53H113V51H112L111 49H107ZM125 48H126V47H125ZM127 48H128V47H127ZM141 48H142V47H141ZM141 48H140V50H141ZM98 49H100L99 51L102 50L101 48H97L96 50H92V53L95 54V52H96V54H97V53L99 52ZM123 49H124V48H123ZM152 49H151V50H152ZM121 50H122V49H121ZM124 50H125V49H124ZM151 50H150V49H149V50L147 49V51H149L150 55L153 54V53L151 54L152 51L155 52L154 49H153L152 51H151ZM94 51H95V52H94ZM97 51H98V52H97ZM143 51H144V50L142 49L140 52H143ZM150 51H151V52H150ZM111 52H112V54H111ZM99 53H100V52H99ZM117 53H120V54H121L120 50H119ZM117 53H115V54L113 55V57H114V56H117ZM149 53H148V54H149ZM157 53H159L160 55L157 54ZM157 53H156L157 55L154 54V57L151 56V57H153L154 60L156 59L155 62H154L153 59L151 58L153 63H151V64H149L148 62H145V63H144V66H145V67H147L146 65H148V66L152 65V67L150 66V67L152 68V71H153V66L155 65L154 63L157 62V58H158L159 61L161 62V58H160V57H161V52H159V50H158ZM94 54L91 55V57H92V56H93V57H94V56H95V57L98 56V54H97V55H94ZM150 55H149V56H150ZM180 55H181V54H180ZM99 56H98L97 58H95L96 60L92 58L93 61H92V59H91L90 62H91L92 64H94L93 62H95V61L97 62L98 60L101 59ZM181 56H182V55H181ZM181 56H179L180 58H178V54H177L176 57H177L178 59L181 60V59L183 58V57H181ZM98 58H99V59H98ZM94 60H95V61H94ZM180 60H176V61H180ZM261 60L263 61V59H261ZM261 60H260V61H261ZM112 61H114V59H112ZM143 61H144V60H143ZM150 61H151V60H149V62H150ZM159 61H158L157 63H160ZM262 61H261V62H262ZM91 63H90V67L92 66ZM98 63H99V61H98ZM142 63H143V62H141V66H143ZM147 63H148V64H147ZM161 63L164 64V65L161 64V66H164V68H165L166 64L163 62V60H162ZM177 63H179V62H177ZM95 64H96V65H95ZM95 64H94L95 67H94V66L91 67L92 70H96V69H98V68H96V67L98 66L97 63H95ZM144 66H143V69H144ZM157 66H159V65L157 64ZM157 66H154V70H156V69L159 68V67H157ZM161 66H160V67H161ZM168 66H169V65H167L166 68L169 70V67H168ZM155 67H156V68H155ZM141 68H142V67H141ZM164 68H160V69L163 70ZM166 68H165V69H166ZM254 68H255V70L257 69V71H258V73H259L260 70H259L258 68H256V67H254ZM143 69H142V70H143ZM144 70H145V69H144ZM148 70H149V68L147 69V71H148ZM150 70H151V69H150ZM150 70H149V71H150ZM168 70H167V71H168ZM252 70H253L254 72H253ZM255 70H254V69H251L250 71H252V73L249 72V74H248V81H249L250 83H252L253 85L250 84L249 82H247L248 85H246L247 83H246V77H245V79H244L245 81H244L241 85H239L241 90H246V92H248V90L252 91V90L254 89V85H255V87H256V85H258V84H259L258 87L261 85V83H260L259 80H258V77H260L262 74H260V76H256L258 73H257ZM145 71H146V70H145ZM149 71L146 72V73H149ZM165 72H166V71H165ZM255 72H256V73H255ZM166 73H167V72H166ZM250 73H251L252 75L255 73V74H256V75L254 74L255 77H257V78H255V79H257L258 81H257V80L255 81L254 78H253L254 76L252 77V75H250ZM260 73H262V72L260 71ZM249 77H251V78H253V79H251V78H249ZM175 78H176V77H175ZM260 78H262V77H260ZM262 79H263V78H262ZM176 80H177V79H175V81H176ZM252 81H253V82H252ZM176 82H177V81H176ZM254 82H255V83H254ZM256 82H257L258 84H257ZM142 84H143V85H146V84H144V83H142ZM177 84H178V83H176V85H177ZM232 84H233V85H232ZM232 84H231V87L234 86V83H232ZM173 86L176 87L175 85H173ZM239 86L237 85V87H236V85H235L236 88L233 87L235 90L233 89L234 91L232 92V94H233L234 96H233V95H232V96H233V98H234L235 100H238V99H237V96L240 97L239 99H242V95H244V94L246 93V92H244V91L241 92L240 89H238ZM248 86H251V87H248ZM252 86H253V87H252ZM261 86H262V85H261ZM261 86H260V87H261ZM263 86H264V83H263ZM144 87H145V86H143V88H141L142 93H143L144 91H147L148 96H147V94H144V93H145V92H144L143 95H142V96H143L142 98L144 99V97H145V98L148 97V99H146V102L149 103V102H148V101L150 100L149 98H151V97H149V96H151V95H150V93H148V92H149L148 90L144 89ZM174 87H173V88H174ZM241 87H242V88H241ZM176 88H177V91H178V85H177ZM249 88H250V89H249ZM251 88H252V90H251ZM247 89H248V90H247ZM256 89H259V88H255L254 90L257 91ZM173 90H174V89H173ZM236 90H239V91H238L239 94L236 92ZM254 90H253V92H255ZM260 90L262 91V87H261ZM263 91H264V87H263ZM9 92H10V91H9ZM13 92H14V91H13ZM175 92H176V90H174V94H175ZM235 92H236L238 95H236ZM14 93H15V92H14ZM14 93H12V94H11V93H8V95H9V96L13 95V99H14V97L17 95V93H15L16 95H15ZM142 93L140 92V94H142ZM176 93H177V92H176ZM259 93H260V92H259V90H258V94H257V92H256V94L259 95ZM263 94H264V92H262V98H258L260 103H261V101H262V103H261L262 105H263V102H264V100H263L264 95H263ZM144 95H145V96H144ZM240 95H241V96H240ZM245 95H246V94H245ZM260 95H261V94H260ZM9 96H8V97H9ZM140 96H141V95H140ZM174 96H175V95H174ZM11 97H12V96H11ZM11 97H10V100H13ZM17 97H19V96H16V99H17L16 101H19L20 99H18ZM104 97H105V96H104ZM170 97H171V98H170ZM170 97H168L169 99L166 98L164 101L162 100L163 103L165 102V103L163 104L164 106L161 104L162 102L158 103V104L161 105V110H162V109L165 110V112L163 111V113L166 114V110H168V111H167V116H166L165 114H163V113L161 114L162 111H161V110H160L161 112L159 111L160 108H159L158 110H157L155 107H152L153 109H150V105L146 103V105H149V107H148V109H147L148 111H147L146 109H144V111H145V112H146V111H147V112H150V111L154 110V112H156L157 114L154 113V112L152 111L154 114L151 112V114L149 113V115H150V117H151V115H152V117H153V115H154V117H155L156 119L154 120V119H153L154 117L151 118V119H153V121H155V124H156V122L158 121V124L160 123V125H159L158 127H155V125L152 124V126L149 127V124L147 125V124L145 123V124L148 126V129L145 128V130H147L148 132L143 130L142 135H141V133H140V135H138L139 133L136 132V131L134 130V129H136V128H135V127H136L135 124H137V123H133L134 125H133L132 123H129V121H131V122H135V121H136V118H135V117H136V116L138 117V116H139L138 114L143 110V108H144V107H145V108L147 107V106H144L145 104L142 105V102L145 101V100L141 101V103H140V105H142V110H141L140 105L138 106V104H139L138 101L140 102V99H142L141 97H139L140 99L137 100V102H135V103H138V104H136L135 106H132V104L134 103V102H133L134 97L131 98V99H133V100L130 99V100L132 101V104L130 105V103H129V105H128L129 107H126V105H125V106H123V107L121 108L122 104L119 103V104H121V106H120V108L117 109V107H119V106H118L119 104L116 103L115 105H117V107H115V108L113 107V105H111V107L114 109V111H117V113H116V112H115V113H116L118 116H117V115H114L115 113H114V111H112L111 109H110V110L112 111L114 117L111 115V114H112L111 112H110V115L108 114V113H109V111H108L109 109L107 110L108 113H106V112H104V111H102V110H95V112L97 113V111H98V112L100 111V112H99L100 114L103 112L102 115L105 114V115H106L105 118L109 115V117H110V116L112 117V120H116L117 118H119V119H124L125 116L128 117V118H127V117H126V118L129 119V121H128L129 124H128L127 121H126V120H127L126 118L124 119V121L122 120L123 122H125V123L127 124V125H126V124L124 123V124H125V128H124V129H123V127H124L123 122L120 120V121L122 122V123H121V122L119 121V119H117V122H116V121H113L114 123L112 122L113 125L115 124L114 126L111 125V127L113 126V130L117 131L116 133L118 134V136L121 134L119 137L117 136L118 138H121V139H120V140H121L120 143H119L120 140H118V143H119V144L122 143V137H123V138L125 137V136H124V135H125L124 133L126 132L125 129H127L128 131H130L131 134H133V135H131V137H130V133L128 132V133H129V136H128V137H125V138H124L125 140H127V139H129V138H133V136H135V134H137L138 136H141V137H138V136H137V140H140V139L142 138V136H143V140L149 139V138H148V135H149V134H150L149 137H151V136H152L151 134H153V136H152L153 138H151L150 140H156V139H155V138H156L155 136H157V137L160 136V137L162 138V136H163L162 134H163V132H164L165 130H167L168 136L166 135L167 133H166V134L164 133V135H166L167 137L170 136L169 133L171 132V130H172V131H175V130H181V129H180V126H177L176 129H175L174 127L170 128L171 126H169V124L171 125V123H172V122L170 123V121H171V120L173 121V117L176 116L175 113H176L177 111L175 112V109L180 111V108H181V106H178V104L175 105V106H176V107H175V106L172 104V102L175 104L177 101L174 100L175 97H173V96H170ZM176 97L178 98L177 94H176ZM244 97H245V96H244ZM259 97H261V96H259ZM177 98H175V99H177ZM231 98H232V97H230V99H231ZM233 98H232V99H233ZM8 99H9V98H8ZM135 99H137V98H135ZM172 99H173V101H172ZM232 99H231V100H232ZM260 99H262V100L260 101ZM14 100H15V99H14ZM14 100L11 101V102H15V103H17V104L19 105V102H16V101H14ZM169 100H170V101H169ZM177 100H178V99H177ZM235 100H233V101H235ZM242 100H243V99H242ZM254 100H255V99H254ZM256 100H257V99H256ZM256 100H255V101H249V103L252 102L251 104H253V103L255 102V105H256V104H257V101H258V100H257V101H256ZM233 101H232L231 103H233ZM240 101H241V100L236 101V103H237V105H238V107H237L238 109H240V108H241V109L244 108V107H243L244 105H243ZM243 101H245V103L247 102L245 105H249V106H245V107H248L249 109H250V108L252 109V110H250V112H252L253 109H256V108H257V106H253L254 104H253L252 106H250L251 104H249L248 101L245 100V98H244ZM243 101H242V102H243ZM11 102H8L9 105L11 104ZM129 102H130V101H129ZM114 103H115V102L113 101L112 104H114ZM143 103H144V102H143ZM178 103H179V102H178ZM239 103H241V104H239ZM243 103H244V102H243ZM158 104H157V105H158ZM165 104H166V105H165ZM261 104H260V105H261ZM13 105H14V103H12V106H13ZM133 105H134V104H133ZM172 105H173L174 108L172 107ZM230 105H231V104H230ZM234 105L236 106L235 103L232 104V106H234ZM239 105H240V106H239ZM241 105H242V107H241ZM257 105H259V103H258ZM260 105H259V106H260ZM262 105H261V107L263 108ZM14 106H15V105H14ZM16 106H17V105H16ZM130 106H132V107L130 108ZM143 106H144V107H143ZM162 106H163V108H162ZM259 106H258V107H259ZM159 107H160V106H159ZM164 107H165L166 109H165ZM168 107L170 108V111H169V108H168ZM178 107H180V108H178ZM239 107H240V108H239ZM252 107H253V108H252ZM254 107H255V108H254ZM34 108H35V107H34ZM36 108H37V109H36ZM36 108H35L36 110L34 109V112H35V113L37 112V114H39V112H41L40 110H41L42 107H41V106H37ZM109 108H110V107H109ZM124 108H125V110H126V109H127V110L125 111ZM134 108H135L136 111L133 110ZM171 108H172V109H171ZM229 108H230V107H228V109H229ZM232 108H233V107H232ZM262 108H261V109L259 108V110H261V111H259V112H262V111H263L262 113L255 112V110L253 111L254 113H258V114H257V118H259L258 116H260L261 118L264 117V115L261 116L262 114H264V109H262ZM116 109H117V110H116ZM119 109H122V110H123V114H122V113L120 114V115H122V116L119 115V112L122 111V110H119ZM129 109H130V110L132 109L133 112L135 111V112H139V113H138L137 115L135 114V117H134V113L131 114V115L127 114V113L129 112V111H128ZM138 109H140V110H138ZM241 109L238 110V112H240ZM249 109H248V111H247V109H245V110L248 112V115H247V112H246L245 110H242V111H244V112L241 111V112H242V115L245 116V118H247V116H249V113H250V112H249ZM37 110H38V111H37ZM172 110H174L175 113H173ZM230 110H232V111H230V112H232V113H230L229 110L227 111V112H229V116H230L231 114L233 115V114L235 113V112H234V108H233V109L230 108ZM42 111H43V109H42ZM101 111H102V112H101ZM118 111H119V112H118ZM124 111H125L126 113H125ZM144 111H142V112L140 113V115H142V113H143ZM171 111H172V112H171ZM235 111H237L236 108H235ZM256 111H258V110L256 109ZM95 112H94V113H95ZM145 112H144V113H145ZM147 112H146V113H147ZM168 112H169V113L171 112V115H173V117L171 116V118H169V115H168L169 113H168ZM227 112H224V114H227V115H228ZM238 112H236L237 115H238L237 117L240 119V118H242V117H241L242 115H241V112H240V113H238ZM99 113H98V115H100ZM172 113H173V114H172ZM177 113H178V112H177ZM177 113H176V114H177ZM254 113H252V114L254 115V117H256V114H254ZM124 114H127V115L124 116ZM147 114H148V113H147ZM155 114H156V115H155ZM158 114H160V116H159ZM239 114H240V115H239ZM245 114H246L247 116H246ZM94 115H95L96 117H95ZM102 115H100V116H98V117H101ZM128 115H129L130 117H129ZM132 115H133V117H132ZM161 115H162V116H161ZM232 115H231V116H232ZM235 115H236V114H235ZM235 115H234V116H235ZM93 116L95 117V119H94V118H92V119H94L95 121L101 119L102 121H100V122H105V121H104V120H105L104 117H103V118H98V117H97V114H93ZM116 116H117V117H116ZM158 116H159V117H158ZM163 116L166 117V120L164 119V121H162V119H161V118H163ZM231 116H230V119H233L234 116H232L233 118H232ZM250 116H251V115H250ZM33 117L35 118L34 113L32 114V118H33ZM111 117H110V118H111ZM121 117H122V118H121ZM157 117H158V118H157ZM251 117H253V116H251ZM254 117H253V118H254ZM97 118H98V119H97ZM110 118H109V119H110ZM114 118H115V119H114ZM132 118H135V121H134V120L132 121ZM167 118H168L170 121H169ZM238 118H237V119H238ZM248 118H249L248 121H250L251 118H250V117H248ZM103 119H104V120H103ZM130 119H131V120H130ZM148 119H150V118H148ZM157 119H158V120H157ZM239 119H238V122H239V121L242 122V120H241V119L239 120ZM243 119H244V118H243ZM262 119L264 120V118H262ZM34 120H35V119H34ZM107 120H108V118H107ZM107 120H106V125L109 123V120H108V121H107ZM160 120H161V121H160ZM167 120H168V121H167ZM244 120H245V119H244ZM244 120H243V124L245 123ZM252 120H253V119H252ZM260 120H261V119H260ZM263 120H262V121H263ZM118 121H119V123H121V124H120L121 126H118V128L115 129L114 127H116V123H117V125H119V124H118ZM149 121H150V120H149ZM149 121H146V122H149ZM153 121H152V122H153ZM230 121H232V120H230ZM230 121H228V122H230ZM255 121H257L256 118H255ZM262 121H260V124H261ZM91 122H92V125H93V123H94L93 120H92ZM100 122L97 121V124L99 123L100 125H102V127H100L99 124L96 125V126H99V127L102 129V128L104 127V124H105V123L102 124V123H100ZM107 122H108V123H107ZM110 122H111V121H110ZM115 122H116V123H115ZM136 122H138V121H136ZM165 122L167 123V125L165 124ZM217 122H220V121H217ZM225 122H227V121H225ZM225 122H223V123H225ZM232 122H233L232 124H234V119H233ZM250 122H251V121H250ZM250 122H249V126H250V124L253 123V122H251V123H250ZM263 122H264V121H263ZM81 123H82V122H81ZM153 123H154V122H153ZM162 123H163V124H162ZM208 123H209V126H210V125H211V126H212V125H213V126L215 125V123L212 124V123H210V122L207 121V124H208ZM246 123H247V119H246ZM246 123H245V124H246ZM94 124H96V123H94ZM109 124H111V123H109ZM131 124H132V125H131ZM150 124H151V123H150ZM164 124H165V125H164ZM207 124H205V126H207ZM239 124H240V122H239ZM260 124H259V126L261 127V125H262L263 123H262L261 125H260ZM85 125H86V124H85ZM85 125H84V126H85ZM106 125H105L104 128L107 129L108 132H109V131H110V132H113V133L115 134V136H116V133H115V131L112 130V128H111V129L109 128L110 130L107 128V127L110 126V125H108V126H106ZM163 125H164V126H163ZM203 125H204V124H203ZM216 125H217V124H216ZM219 125H220V124H219ZM226 125H227V123L224 124V127H223V125H221V127H223V128L226 130V128H225ZM229 125H231V124L229 123ZM229 125H228V126H229ZM240 125H241V124H240ZM247 125H248V124H247ZM247 125H244V126H247ZM253 125H255V123H254ZM253 125H251V126H253ZM256 125H257V124H256ZM256 125L254 126V129H259L258 125H257V126H256ZM263 125H264V124H263ZM263 125H262V127H263ZM80 126H81V125H80ZM80 126H78V127L80 128ZM93 126H94V125H93ZM126 126H127V127H126ZM128 126H129V128H130V126H131V127L133 126V127H134V129H133L134 132L132 131V129L129 130V129H128ZM147 126H146V127H147ZM156 126H157V124H156ZM166 126H167V127H166ZM211 126H210V129H208L209 127H208V128H207V127H204V128H206V130L208 129V130H207L208 133L212 131V130H211ZM213 126H212V129H213V130H214L215 128H216V130L218 129V128H217L218 125L215 126V128H214ZM244 126H243V127H244ZM133 127H132V128H133ZM151 127L154 128V129H157V128H159V127L162 129V127H166V129H165V130L162 129V130H163V131H162V134L160 133V131H161L160 128L158 129L159 132H158L157 130L155 131V130L153 129L154 132L150 133V132L152 131V128H151ZM181 127L184 128V129L187 128L186 126H185V127H184V126H181ZM218 127H219V126H218ZM221 127H220V128H221ZM241 127H242V125H241ZM241 127H239V129H236V131H238V130L241 131V130H240ZM243 127H242V128H243ZM262 127H261L260 129H262ZM104 128L102 129V132H105V131H106V130H104ZM120 128H121L122 132H123L124 130H125V132L122 133L121 130L119 131ZM149 128H150V130H149ZM167 128H170L171 130H169V129H167ZM204 128H198V129H200V130L202 129V130H203ZM220 128H219L218 130H222L223 132H226L225 130H223L222 128L220 129ZM230 128H232V127H230ZM233 128H234V127H233ZM244 128L247 130V136H248V134L251 135V136H250V137L248 136L249 139H247V138H246L247 136L245 135V138H244V135H243V134H245V133L243 132V134H242L241 132L238 131V132H239L238 135H239L240 133L242 134V136H241L242 138H240V136H239V138H240L243 142H245V143H247L248 140H250V141H251V146H252L254 149H255V148L258 149V151L255 149L257 152H259V149H260V152H261V153L259 152L258 155H260V157H261V155L264 153V152H263L264 147H263V146L261 147V146H260V143H264V138H263L264 135L261 137V138L263 139V142H262V141H260V139H261V138H260V136H261L260 134L264 133V132H262V131L264 130V127H263V130H262V131L260 130V132H262V133L258 132L259 130H254L252 127H251V128H252L251 131H253V132H251L250 130H248V128L250 129V127H247V128L244 127ZM244 128H243V129H244ZM188 129H189V127L187 128V133H188L189 131H190V132H193L194 130H195V131H194V133H193L192 135H191V134H190V135H189V134H186V136H185V134H184V135L181 134V135H182V136H185V137H188L187 140L189 139V140H191V141H193L192 138H191L192 136L195 137V135H196L197 137H195V139H198V138H200V139H202V138H203V139H208L209 137L212 136V134H213V136L216 135V137H213V138H215V140H213L212 138H210V139H212L213 141H216V140H217V139H216L217 136H218V138L225 140L228 136H231V135L233 134V132H234L232 129H229V128H228V130H230L231 132L228 131V132H230V133H229V135H227V137H226V136H222V135H220V134H222V132L219 133L220 131L218 132L219 135H217V134H218V133H217L218 130H217V131H212L213 133L211 132V133H210L211 136H209V134H208L207 132H205L206 130H204V132L207 134V135L204 136V135H202V134L199 135L200 130L197 131V128L194 129V127H193L192 129H194V130H191V129L188 130ZM243 129H242V131H245V130H243ZM3 130H5V129H3ZM136 130H137V129H136ZM118 131L120 132V134L118 133ZM168 131H169V132H168ZM181 131L183 132L184 130H181ZM181 131H180V132H176V136H177L178 133H181ZM185 131H186V129H185ZM185 131H184V132H185ZM249 131H250L252 134L256 135V136L260 133V134H259L260 136L258 135V136H259V137H258V141H259V142L257 141V143L259 144L258 146H259L260 148H259V147H258V148L256 147V146H257V143H256V146L254 147V145H253V143L255 144L254 139L256 140L257 138H256V136L254 137V135H252L251 133H248ZM2 132H3V131H2ZM10 132H11V131H9L8 133H7L6 131L4 132L5 135L8 134V135H7L8 137H7V136L5 137V140L8 139V140L5 141V143H6L7 141H9V140L12 141L13 138H15V141H16V136H15L13 133H12V134H13V135H12ZM106 132H107V131H106ZM132 132H133V133H132ZM135 132H136V133H135ZM144 132L148 133V134H147V138H146V137L144 138V135L146 136V134H144ZM155 132H157L159 135H157V134L154 135ZM195 132H196V133H195ZM197 132H198V133H197ZM228 132L225 133L224 135L228 134ZM245 132H246V131H245ZM113 133H112V134H113ZM126 133H127V132H126ZM128 133H127V135H128ZM134 133H135V134H134ZM185 133H186V132H185ZM200 133H203V132L201 131ZM105 134H107V133H105ZM108 134H109V133H108ZM110 134H111V133H110ZM110 134H109V135H110ZM112 134L110 135V137L112 136ZM123 134H124V135H123ZM194 134H195V135H194ZM203 134H204V133H203ZM214 134H215V135H214ZM230 134H231V135H230ZM241 134H240V135H241ZM109 135H108V136H109ZM127 135H126V136H127ZM181 135L178 134L177 137L175 136L176 139H178L179 136L182 137ZM187 135H189V136H187ZM238 135L235 134V137L238 138ZM13 136H14V137H13ZM115 136H114V138H115ZM206 136H208V138H207ZM219 136H220V137H219ZM117 137L115 138L116 140H117ZM154 137H155V138H154ZM163 137H164V136H163ZM167 137H165V139H169V138H170V137H169V138H167ZM171 137H172L173 139L175 138V137H173V136H171ZM185 137H183V138L185 139ZM221 137H222V138H221ZM223 137H224V138H223ZM251 137H252V138L254 137V138L252 139ZM105 138H106V137H105ZM114 138H113V137H112V139L110 138L111 141H112V140H113V141H116ZM134 138H135V137H134ZM138 138H139V139H138ZM172 138L170 139L171 141L173 140ZM183 138H182V139H183ZM237 138H235V139H237ZM239 138H238V141L240 140ZM243 138H244L245 140L247 139V141H245ZM107 139H109V137H108ZM110 139H109V140H110ZM159 139H160V138H159ZM180 139H181V138H180ZM210 139H209V140H210ZM233 139H234V138L231 139V140L233 141V142H232V141L230 140V138H229V139L227 138V140H230L231 142L228 141L226 147H227L228 145H231V143H234V144H235V141H236V143H237V140L234 139V140H235V141H234ZM262 139H261V140H262ZM13 140H14V139H13ZM141 140H142V139H141ZM209 140H207V141H209ZM218 140H219V139H218ZM227 140H225V142H226ZM10 141L7 142V143H10V144H11ZM15 141H13V143H14ZM178 141H179V140H177V141H172V142H175V143H176V142H178ZM196 141H198V140H196ZM196 141H195V142H196ZM242 141H239L238 143L240 144V143H242ZM195 142H194V144H193V142H191V143H189V144H192V145H194V146L197 145L198 143L201 144L200 141L196 142V144H195ZM210 142H211V141H210ZM229 142H230V144H228ZM115 143H117V141L114 142V144H115ZM118 143L115 144V146H118V145H119ZM179 143H180V141H179ZM179 143H177V144H178V146H180L181 148H182V146H185V148H182V149L180 148L181 150L179 149V150H180V154H182V155H183V154H186V153L188 152V149H187V148L189 147V144L185 143L184 145H180L181 143H180V144H179ZM202 143H203V142H202ZM248 143L250 144V142H248ZM91 144H92V143H90V142L87 143V145H91ZM93 144H94V143H93ZM93 144L91 145L92 147H93ZM114 144H112V145H114ZM122 144H124V146H126L128 143H127V141H126V143H124V140H123V143H122ZM122 144L120 145L122 148L119 147V146H118V147L121 148V149H124L123 146H122ZM177 144H175V147H178ZM186 144H187L188 147L186 146ZM206 144H207V142H206V143L204 142V143H203V146H201L202 144L199 146V148H201L200 152L202 151L200 155H202L203 152L206 153V151H207L209 154H208V153H206V154L203 153L204 156H205V155H208L209 158H212V157L214 156L213 154H216L218 151H217V149H215V147H213L215 144L213 145V144L210 143L208 146H207ZM239 144L236 145V146H237V147H238V146H239V147H240V146H241V147H242V146L245 147V144H244V143H242V144H244V145H242V144L239 145ZM95 145H96V144H94V147H95ZM172 145H173V144H172ZM204 145H206V146H205L206 148H203ZM261 145H264V144H261ZM168 146H170V145H167L166 147L168 148ZM194 146H193V147H194ZM197 146H198V145H197ZM246 146H247V144H246ZM87 147H89V146H87ZM87 147H86V149H87ZM92 147H91V148L89 147V149H91V150H90L91 153H93V152L95 153V152H96V153L99 155V154L102 152V149L99 150V148L101 147L100 145L98 146L99 148L96 146V149L98 148L97 151H96V149H95L94 147H93L94 149H93ZM170 147H174V146H170ZM186 147H187V148H186ZM190 147H191V145H190ZM207 147H209V149L212 150V152H213V150H214V152H215V150H216L217 152H215V153H213V154L211 155L212 152L210 153V152H209L210 150L208 149V150H209V151H208V150H207ZM212 147H213L214 149H211ZM234 147H235V145H234ZM241 147H240V148H241ZM167 148H166V150L169 151L170 149H169V148L167 149ZM191 148H192V147H191ZM191 148L189 149V153L193 152V151H191ZM228 148L230 149V147H227V150H229ZM231 148H233V145H232ZM245 148H248V147H245ZM249 148H250V146H249ZM86 149L83 150V151H86ZM89 149H87V150H88V153H87V151H86L87 154H89ZM92 149H93V150H92ZM158 149H159V148H156V151H157ZM172 149L174 150V153H175V149L177 150L178 148H175V149L172 148ZM183 149L186 150V153H184L185 150H183ZM192 149H193V148H192ZM195 149H196V148H194V150H195ZM202 149H203V150H202ZM205 149H206V151H205ZM233 149H234V148H233ZM250 149H252V148H250ZM261 149H262V151H261ZM94 150H95V151H94ZM159 150H160V149H159ZM159 150H158V153H159ZM161 150H163V149H161ZM166 150H164V151L166 152ZM173 150H171V151L173 152ZM179 150H177V151H179ZM182 150H183V151H182ZM225 150H226V149H224V151H225ZM245 150H246V149H245ZM245 150H244V151H245ZM83 151H79L78 153H79V154L81 153L80 155L82 156V154L84 155V152H83ZM98 151H100V152H98ZM177 151H176V152H177ZM190 151H191V152H190ZM198 151H199V150H198ZM244 151H243V150H238V151H236V154L234 153V151H232V153H234V155L232 154L231 157H229L230 154H231V152L228 151L230 154L226 155L227 158L223 155V158L225 157L224 159H222V160H224V162H223L220 158L222 157V154H223V153L226 154V151H225V152H223V151H219V153H217V154H220L221 152H223V153L221 154V156L219 157V159L221 160V161L219 160L220 162H218V158H217V159H214V158L218 157V155H215V156L213 157V159L215 160V162L213 161V159H210V160H212L213 163L209 160L208 157H206V156L203 157V159L205 158V159H204L205 161L203 160L204 163L207 162V161H209V163H211V164H215V165H211V164H210L211 166H215V167L218 166V164H219V166H218L219 169H221V168H220V165L222 166V168H223V166H224L225 169L229 170V171H228V172H229V175L231 174V177H230L229 175L226 174V171H227V170H226V171H224L223 169L220 170V171H223V173H222V172L218 171V169H217L218 167H216V168L214 167V169H216V170H214L215 172L213 171V173L210 174L211 177H208V174H207V176L202 175V176H204V177H202V178H205V179H203V180H202V178H201V180L203 181V183H205L204 181H206V180H208V179H209V180L213 179L212 176H213L214 173L217 174L216 171H218L219 176L223 174L222 178L224 179V181H223V179H221V180H222V181H221L220 179H218V178H220V177H219V176H216V175L214 174V175H215V176H213V177H214V180H213V181L211 180V181H208V182L215 183L216 185L218 184V185H217L218 187H216L214 184H213V186H212V184L209 183V184H211L210 186L216 188V189H212V188L209 187L208 182L205 183V184L207 185V186H205V184H204L205 188L209 187L210 189L213 190V191L211 190V194H213V196L210 195V193H209L210 191H208V193L205 191V192L207 193V194L205 193L206 196L209 194L208 197H210V196H211V197L216 196V198L218 197L217 199L222 200L219 204H222V203H224V202H227V200H225L226 197L229 195V196L227 197V199H229V197H230L231 194H232L231 196L233 197V194L236 193V192H234L232 189H233V183L235 184V183L237 182V180H239L238 178H240V180L243 181V178H244V179H245L246 177L249 178V176H250V178H251V176H253L254 174H255L254 176L257 177V172H258L259 170H261V169L264 171V164H263V163H262V165L260 164L261 162H264V158H263L264 156L261 157V158H263V160L260 159L261 161L259 160V161H260V162H259V161H258L259 157H257L258 155H257V156L255 155V153L253 152V150H251L252 153L250 152L251 155H249V152H248L249 150H248V149H247V152H246V151L244 152ZM256 151H255V152H256ZM82 152H83V153H82ZM182 152H183V153H182ZM195 152L198 153V152H197V149L193 152V154L196 155ZM237 152H238V153H237ZM240 152H241V153L244 152V153L246 154V156L244 155V156H245V157H244L243 155L240 154ZM257 152H256V154H257ZM91 153H90V154H91ZM96 153H95V155H97ZM153 153L156 154V155H158L155 151H154ZM189 153H187L186 155H188ZM90 154H89V155H90ZM161 154H162V153H161ZM161 154H160V157H159V155L156 156V155H153V154H152V156L147 157V159H145V160H146V163H149V160H150V159H153V158H152L153 156H154V159H155V157H156V161L159 160L158 162L160 163V161H161V163H162V160H160V159H163V158H161V157H163L165 154H164V152H163V155H162V156H161ZM193 154H192V157L194 156ZM252 154H253L254 156H256L257 159L254 158V156H253ZM116 155H117V154H116ZM175 155H176L177 157L180 156V157L183 159V157H182L181 155H179V152L175 153ZM198 155H199V154H198ZM236 155H238V156L236 157ZM239 155H241V157H240ZM110 156H112V155L110 154L108 157H110ZM188 156H190V154H189ZM188 156H187V157H184L185 162L183 161L184 159L182 160V159L179 157L180 164L184 163V165H185V163L187 162L189 165H191V167H192V165L195 166L196 164H193V162L190 161L191 159L188 158ZM21 157H22V156H21ZM113 157H114L115 159H118V158H116L115 156H112V157H110L109 159H112ZM165 157H166V155L164 156L163 164L161 165L162 167L165 166L164 161L167 162V161L165 160V159H166ZM192 157H191V158H192ZM228 157H229L230 159H229ZM235 157H236V159H237L239 162L235 159ZM238 157H240V159H238ZM27 158H28V157H27ZM79 158H81V157H79ZM186 158H188V159H186ZM206 158H207L208 160H206ZM232 158H233V159H232ZM251 158H252V159H251ZM22 159H24V160H22ZM115 159H114V160H115ZM148 159H149V160H148ZM154 159H153V160H154ZM180 159H181V160H180ZM231 159H232L233 161H232ZM25 160H26L25 157H22V158L20 159V161H21L20 163L23 164L22 166H24V165L26 166V165L29 163V160H28V159H27V161H25ZM114 160H112V162H114ZM147 160H148V161H147ZM153 160H150V162L153 161ZM177 160H178V158H177ZM187 160H188V161H187ZM22 161H23V162H22ZM118 161H119V159H118ZM179 161H177V162H179ZM182 161H183V162H182ZM189 161H190V163H192V164H190ZM216 161H217V162H216ZM230 161H231V162H230ZM245 161H246V162H245ZM253 161H254V162H253ZM24 162H25L26 164H24ZM82 162H83V161H81V164H83ZM129 162H130V161H129ZM129 162H128V164H130ZM153 162L155 163V161H153ZM158 162H157V163H158ZM174 162H175V161H174ZM181 162H182V163H181ZM222 162H223V163H222ZM227 162H228V163H227ZM229 162H230V164H229ZM257 162H258V163H257ZM87 163H88V161H87ZM131 163H132V162H131ZM146 163H145V164H146ZM157 163H156V164H157ZM207 163H208V162H207ZM220 163H222V164H220ZM226 163H227V164H226ZM239 163H240V164H239ZM116 164H117V163H116ZM128 164H127V165H128ZM149 164L151 165L152 163H149ZM149 164H148V165H149ZM173 164L178 165V166L174 167V168H176V169L179 168V167L181 168L182 166H184V165L181 166V165H179L178 163H173ZM198 164H199V163H198ZM198 164H197V165H198ZM224 164H225V165H224ZM232 164H233V165H232ZM242 164H243V165H242ZM28 165H29V164H28ZM78 165H80V164H78ZM84 165H85V166H86V165L88 166L89 164H86V162H85ZM84 165H83V166H84ZM120 165H121V164H119V165H118V164L115 165V167H117V168L115 169V171L117 170V171H116V174H117V175H120V174H121L122 176L125 175L126 177H129L131 174H133V171H132V170L135 169L136 166H138L137 164L134 165V162H133V164H131L132 166H131V167H128L129 165L126 166V163H125V165H121L122 167H120V168H121L122 170H120V168H119ZM150 165H149V166H150ZM154 165H155V164H154ZM210 165H209V166H210ZM259 165H261V166H259ZM25 166H24V167H25ZM85 166H84V167H85ZM87 166H86V167H87ZM90 166H91V165H90ZM123 166L128 167V168H127L128 170L131 168V170H129V171H131V174H130L129 172L126 173L127 169H126L125 167H123ZM133 166H135V167H133ZM151 166H152V165H151ZM227 166H228V167H227ZM257 166H258V167H257ZM262 166H263V168H262ZM26 167H27V166H26ZM78 167H79V166H78ZM132 167H133V169H132ZM138 167H139V166H138ZM138 167L134 170V173L136 172V174H134V177H131V176H130V177L133 178L134 180H136V182L133 181V182H135V183H134L135 185H136V184H138V185L141 184L142 187H140V189H138L139 192H141V190L144 188L143 185H145V184H143V183H145V181H146V183H147V177H146V176H149L150 174H149V175H147V174H143V173H144L143 170H142L140 167H139L140 169H138ZM162 167H159V169H161ZM226 167H227V168H226ZM259 167H261V168L259 169ZM180 168H179V170H180ZM79 169H80V167H79ZM118 169H119V170H118ZM123 169H126V170H123ZM137 169H138V170H137ZM153 169L155 170V171H153L154 176H153V175H152L153 177L149 176V180H150V182L153 181V178H154V177H156V179H157V177H159V176L162 174L161 171L163 172V170H164V168H162L161 171L159 170V172H160L161 174H160V175H157L158 172L156 171L155 168H153ZM254 169H255V170H254ZM81 170H82V169H81ZM139 170H141V174H143L142 176H140L141 174H139V172H140ZM157 170H158V168H157ZM237 170H238V171H237ZM240 170H241V171H240ZM262 170H261V172H262ZM31 171H32V170H31ZM31 171H30V172H31ZM121 171H122V172L124 171L126 174L129 173V174H128L129 176H127L126 174L121 173ZM138 171H139V172H138ZM243 171H244V173H243ZM19 172H20V171H19ZM21 172H22V173H19V175H20L21 177H20L18 174L16 175V173H18V171H16L15 173L13 172V173H12L13 175L10 174V175H9L10 177H8V180H9V181L11 180V181L9 182V184L7 183V182H8V181H7V182H6V185H5L4 183H0V185L3 184V185H1V186H4V189H7V190L10 188V189H9L10 192L13 190V193L15 194V191H17V189H19V187H20V186L17 185V183L19 184V181H20V183H22L21 181L23 180V177H24V176H23L24 171H21ZM32 172H34V170H33ZM112 172H113V171H112ZM117 172H120V174L117 173ZM137 172H138V173H137ZM155 172H156V174H155ZM219 172H220V173H219ZM228 172H227V173H228ZM27 173H28V172H27ZM27 173H25V176H27V175H26ZM35 173H37V170L34 172V174H35ZM114 173H115V172H114ZM245 173H246V174H245ZM262 173H264V172H262ZM30 174H31V175H30ZM111 174H112V173H111ZM218 174H217V175H218ZM224 174H225V175H224ZM234 174H235V175H234ZM242 174H243V175H242ZM247 174H248L249 176H248ZM259 174L262 175V176H264L263 174H261L260 172H258V175H259ZM28 175H30V176H32V177L27 176V178H29V177H30V178H34V177H35V178L38 180V178H37V176H39L38 173H37L35 176H33V173H29ZM138 175H139V176H138ZM232 175H234L235 177H237V179H235V180H236L235 182H233V180H232V179H234V178H232ZM239 175H240V176H239ZM260 175H259V176H260ZM22 176H23V177H22ZM132 176H133V175H132ZM135 176H136V177H135ZM137 176H138L139 178H143L142 180L145 179L144 182H143V183H137L138 181L141 180V179H135V178H137ZM224 176H226V177L228 176L229 178H226V177L224 178ZM262 176L259 177V178H262ZM130 177H129V178H130ZM160 177H161V176H160ZM207 177H208V179H207ZM217 177H218V178H217ZM256 177H253V179H255V181H253L252 179L249 180V179H247V178H246L245 180L248 181V182H249V181H252V182H249V183H251V184H253V182L256 183V182L259 181V182H258V185H259V186L256 184V187L260 188V186H261V189H260V190L264 191V188L262 189V187H264V185H263L264 182H263L262 180H264V179H262V180L260 179V180L256 181V180L258 179V177H257V178H256ZM30 178H29V179H30ZM41 178H42V177H41V175H40L39 179H41ZM231 178H232V179H231ZM0 179H1V176H0ZM21 179H22V180H21ZM25 179H26V178H24V180H25ZM133 179H132V180H133ZM216 179L219 180L220 182L217 181ZM225 179H227V180H225ZM229 179H230V180H229ZM30 180H31V181H33V180L35 181V179H33V180L30 179ZM137 180H138V181H137ZM142 180H141V182H142ZM149 180H148V182H149ZM154 180H155V178H154ZM228 180H229V181L232 180L233 183H231V182L228 183ZM245 180H244V181H245ZM0 181H2V179H1ZM17 181H18V182H17ZM25 181H26V180H25ZM25 181H23V184H22L21 187H23ZM28 181H29V180H28ZM28 181H26V185H27ZM31 181H30V182H31ZM157 181H158V182H157ZM202 181H201V182H202ZM216 181H217V182H216ZM225 181H226V182H225ZM242 181H241V182L238 181V182H239V183H242ZM244 181H243V183H242L243 185L246 184V183H245L246 181H245V182H244ZM30 182H29V183H30ZM153 182H154V181H153ZM153 182H151V184H150V183H147V184H150L151 187H149L150 185H149V186H148V185H145V188H146L147 186H148V188H149V189L146 188L147 191H148V192L151 191V192L148 193L147 191H145L146 189H143V193H144V192H146V193L142 195V194H141L142 192H141V193H138V191H137L138 194H141V196H143L142 198H144V200H145V198L148 197L147 195H149L150 193L153 192L152 189H151V188H153V186H152V185L154 184ZM156 182H157V185H158V188H159V189H160V187L163 188V186H166L165 184L162 185V183L158 184V183H159V180H158V179L155 180V183H156ZM224 182H225V183H224ZM238 182H237L236 184H239ZM260 182H261V183H260ZM11 183H12V184H11ZM14 183H15V184H14ZM152 183H153V184H152ZM165 183H166L167 186H168V183H167V182H165ZM221 183H222V184H225V185H222V186H221ZM244 183H245V184H244ZM249 183H248V184H249ZM259 183H260V184H259ZM13 184H14V185H13ZM142 184H143V185H142ZM227 184L232 185V187H231V191L229 190L230 185H229V187H228V186H226ZM251 184H249V185H251ZM261 184H262V185H261ZM7 185H9L10 187H9V188H6V187H8ZM12 185H13L14 187H13ZM15 185H16V186H15ZM19 185H21V184H19ZM138 185L136 186L137 188H139ZM160 185H161V186H160ZM219 185H220V186H219ZM246 185H247V184H246ZM254 185H255V184H254ZM11 186H12V187H11ZM139 186H140V185H139ZM154 186H155V187H154L155 189H154V192H153V193H155V190H158V188L156 187L155 184H154ZM167 186H166V187H167ZM223 186H225V188H224ZM131 187H132V186H131ZM221 187H222V190H223V188L225 189V192H226V194H227V196L224 198V200H223V199H220V198H223V197L226 195V194L224 193V190H223V191L221 190ZM226 187L228 188L227 190H226ZM246 187H247L246 189H243V193H246V190L248 189V190H247V194H248V196L251 197V199H252L251 202H253V203L255 202L256 205L253 204V203H252V204H253V205H252L249 201L245 202L246 200H251L250 197H248V196H246V197H248V199H246L245 201H244V199H245L246 197H245V198H240V199H242V200L244 201L243 203H246L245 206H244V204H238L237 201H236L237 205H236L234 202L232 203V201L237 200L236 198H237L238 195H237V196H235V195L238 194V193H236V194L234 195V196H235L234 199H233L232 197H230V198H231V202H229L230 199H229L228 202H227L228 207H229V206L231 207V205H229L228 203H232V204H234V206L232 205V207H233V208L235 207L236 214H234V216H236V217H233V218H234V219L237 218V214H238V210H239V209H240V211H241L242 209H243L242 211H244V210L246 209V207H247V204L249 205V203H250V204L252 205V207H253V206H256V207H253V208H255V209L257 208V211L255 210V213L257 212V214H256L257 216H255L254 213H253L252 211H251V213H252L251 215H253V216H251L250 213H248V215H250L251 217L248 216V215L246 214V215H247L248 217H250V218L245 217V218H247L246 221L244 220V221H245V224L247 223V220H248V219L250 220L252 217L254 218V216H255V218L258 217V216H259L258 218H262V217H263L262 219H263V223H264V214H263V212H264L263 209H264V208L261 209V208H262V205L264 204V201L262 200V199L264 198V196H263V195H264V192H263V194H262L260 191H257V190H259V189H257V188H254V192H253V190H251V189L249 188V186H246ZM251 187H252V186H251ZM15 188H17V189H15ZM156 188H157V189H156ZM209 188H207V189H209ZM252 188H253V187H252ZM132 189H133V188H132ZM132 189H130V190H132ZM150 189H151V190H150ZM164 189H166V188H164ZM168 189H169V192H168V194H169L171 189H170V188H168ZM207 189H206V190H207ZM218 189H220L221 192L224 193V194L219 193V194L217 195V193H218L217 190H218ZM14 190H15V191H14ZM228 190H229L230 192L233 191V193H230ZM20 191H21V190H20ZM132 191L135 192L134 190H132ZM167 191H168V190L166 189L165 192L167 193ZM214 191H216V192L214 193ZM218 191H219V190H218ZM250 191H251V192H250ZM256 191L258 192L259 195H260V193H261V197H262L260 200H258L259 198H257V200H258L259 202L262 200L263 203H261V202L259 203L257 200H255L256 197H257V195H258ZM17 192L19 193V190H18ZM228 192H229V194H228ZM238 192L241 193L242 190H241V191H238ZM252 192H253V193H252ZM259 192H260V193H259ZM137 193H136V194H137ZM240 193H239V194H240ZM243 193L241 194L242 196H240V195H239V196H240V197H244V195H246V194H243ZM249 193H250V195H249ZM20 194H22V193L20 192ZM20 194H19V195H20ZM136 194L134 195V197H137V198L139 197L138 199H141V198H140L141 196H138V194H137V196H136ZM220 194L222 195V197H221ZM251 194H252V196H251ZM254 194H257V195H255L256 197L253 196ZM19 195H18L17 193L15 194V197L17 198L16 201L18 200L16 203H14L15 206L12 205V207H11V206H9V205H7V204H4V206L6 205L7 207H10V208H11V209L8 208L9 210L7 209L9 212H6V213H5V211H3L4 214H3L2 212H0L1 214L4 215V217L9 216V219H8V217H7L6 221H4V222H0V223H3V224H0V225H5V226H2V228H3L2 230H4V228H6V229H5L6 232H5L4 234H7V236L4 235V236L6 237V238H5V237H4V238H5V240L7 239V240L5 241V242H6L5 245L7 246V244H8V246H7V247L5 246V247L3 248V250H4V251H8L9 253H8V252H4V253H6V254H10L11 256L14 257L15 260H16V258H17V259H18L17 262H19V260L24 259V256H25V258L28 257V254H27V256H26V255L16 254L17 251L19 252V250H18V249L16 250V249H15V246H14V244H15L17 241L20 242V237H21V239H22V237H23L24 239H25V237H26V235H25V237H24V234L21 235L22 233L20 234V231H21V229H22L21 232L26 231V228H25V229L23 228V226H25V220H24L25 217H23V216L25 215L24 213H25V211H26V210L24 211V207H26V206H25V204H26V201H25V200H28L29 198L26 197L25 200H23V198L25 197V195H22V196H24V197H21V196H19ZM145 195H146L147 197H145ZM239 196H238V197H239ZM253 197H254L255 199H254ZM132 198H133V197H132ZM137 198H136V199H137ZM134 199H135V198H134ZM134 199H132V200H134ZM211 199H214V198H211ZM211 199H210V200H211ZM232 199H233V200H232ZM146 200H148V198H147ZM219 200H217V201L219 202ZM242 200H239V198H238L239 203L242 202ZM23 201H25V202H23ZM139 201H140V200H139ZM141 201H142V202H146V201H143L142 199H141ZM211 201H212V200H211ZM211 201H210V206L212 205V208H213V209H215L216 206H217V207L219 206V204H217L216 201H213V202H211ZM22 203H23V204H22ZM28 203H29V202H28ZM28 203H27L26 205H28ZM215 203H216L217 205H215ZM258 203H259V204H258ZM75 204H76V205H75ZM77 204H78V203H74V205L77 206V207L73 206V207L69 210V213H70L71 211H73V213L71 212V214H67L68 212L66 211V212H67V213H66V216H67V215L69 216V217L67 216L66 218H69L68 221H70V219H72V218H76V223L79 224L80 221L84 218L83 216H85L84 212H87V210L85 211V209H82V207L84 208L85 205L83 206L82 204L79 203V206L82 205V206H80V207H81V208H80V207H78ZM10 205H11V204H10ZM169 205H170V204H169ZM169 205H168V203H167V205H166V208H167V209H170V208H171V205H170V206H169ZM214 205H215V208L213 207ZM225 205H226V204H222V205H220L221 207H220V206L218 207V209H221V208H223V207L226 208L225 210H223L225 213L222 211V209H221V210H217V208H216V210L218 211V213H220V214L223 213V215L225 214L226 217H228V216L230 215V217H229L230 219H229V218L227 219L226 217H224V218L227 219L228 221H227L224 225L222 224V225H223V227H221L222 229H223L224 227H226V224L229 226V224L232 222L231 225H235L240 219H242V218H240V219L238 218L239 220H238V219H235L236 222H233V219L231 218V214H232L231 211H232L233 208H231V209H230V207L227 208V205H226V207H225ZM241 205L244 206L245 209H244V207L241 209V207H242ZM257 205H258V206H257ZM259 205H261V206H259ZM6 206H5V208H6ZM167 206H169V207H167ZM222 206H223V207H222ZM236 206H237V207H236ZM239 206H240V208L236 210V208H238ZM2 207H3V206H2ZM13 207H14V208H13ZM73 208H78V209H76L77 211H74ZM85 208L87 209V207H85ZM202 208H203V207H202ZM202 208H200V210H202ZM247 208H248V207H247ZM250 208H251V207H249L247 211H250ZM0 209H1V208H0ZM13 209H14V210H13ZM25 209H26V208H25ZM79 209H80V210H79ZM81 209H82L84 212L81 211ZM227 209H228V210H227ZM251 209H252V208H251ZM259 209H260V210H259ZM3 210H4V209H3ZM7 210H6V211H7ZM11 210H13V211H11ZM18 210H19V211H18ZM200 210H199V211H200ZM210 210H212V209H210ZM216 210H215V212H214V210H212V211L214 212V214L216 213V214H215L216 217H217V216H218V218H219V217H222L223 215H221V216H220V215H217V211H216ZM253 210H254V209H253ZM262 210H263V211H262ZM0 211H2V210H0ZM203 211H204V208H203ZM219 211H221V212H219ZM226 211H228V212H226ZM229 211H230V212H229ZM233 211H234V209H233ZM247 211H245V212L247 213ZM15 212H16L18 215H17ZM19 212H20V213H19ZM79 212H81V213L83 212V213H82V216L79 215V214H81V213H79ZM142 212H143V211H142ZM144 212H145V213H144ZM144 212L141 213V215H144L145 217H144V216H141L140 218H143V217H144V218L141 219V220H144V223H145L146 220H147L146 218H149V217L151 216V213L148 211V212L150 213V215L147 214V210H145ZM210 212H211V211H210ZM258 212H260V215H258V214H259ZM7 213H9V215H8ZM13 213H14V214H13ZM75 213H76L78 216H80V217H79L80 219L82 218L81 220L78 218V219H79V222L77 221V220H78V219H77L78 216H77ZM201 213H203V212L200 211V214H201ZM227 213H228V214H227ZM229 213H230V214H229ZM233 213H234V212H233ZM261 213L263 214L262 217H260V216H261ZM1 214H0V216H1ZM6 214H7V216H6ZM10 214H12V215H10ZM73 214H75V215H73ZM83 214H84V215H83ZM154 214H155L156 216H155ZM212 214H213V213H212ZM212 214H209L210 216H208V217H211V216H214V217H215V215H214V214L212 215ZM238 215H239V214H238ZM70 216H71V217H70ZM153 216H155V217L153 218ZM153 216H151V217L153 218V220H155V222H157V220H156L155 218H156L157 216H159V215H157L156 213H153ZM203 216H204V215H203ZM2 217H3V216H2ZM10 217H11V219H10ZM21 217H22V218H21ZM205 217H207V216H204V218H205ZM214 217H211V219H210V218H208V219L205 218V220H207V221H209V222H210V220H211V225H212V222H213V220H214ZM238 217H240V216H238ZM19 218H20V219H19ZM204 218H202L201 220H203ZM222 218H223V217H222ZM255 218H254L253 220H255ZM0 219H1V221L3 220V218H0ZM209 219H210V220H209ZM212 219H213V220H212ZM216 219H217V218H216ZM231 219H232V221H231ZM262 219H257V218H256V220H258L257 223H258L260 226H261L263 223L260 224V223H259V220H260V222H262V221H261ZM4 220H5V219H4ZM72 220H73V219H72ZM150 220L152 221V219H148V221H150ZM68 221H67V219H66L65 224L67 223L66 225H68V223H69V224H70L69 227H71V228H68V226H66V227L68 228V229H67L66 227L64 228V226H62L64 229H63V228L59 229L58 231H60V232H58L59 234H58L57 236H58V237L61 236L60 233H63V231H64V233H63L64 235H63V236L65 237V234H66L67 239H70V242H71V243H70V242H69V243H70L71 245H73L72 242H73L74 240H76L77 238H78V240H79V239H80V236H82V234H79L80 236L78 235V233H77L76 230L79 231V229H75V231H76L77 234L75 233L74 230H73V232H72L71 229H72V227H73V228H76V227H77V228H80V224H79V226H78V225L75 226V224H73V223L75 222L74 220H73L74 222H72V221L68 222ZM207 221H206V224H205V221H198V223H199L198 226H197L196 224H194V225L196 226V228H195V227H194V228H195L197 231H199V232H196L195 235H197V233H200V235H201L200 230L203 231V229L206 228V227H204V225L207 226V224H208ZM242 221H243V220H242ZM22 222H23L24 224H23ZM152 222H153V221H152ZM152 222H151V223H150V222H147V224H149V223L152 224ZM171 222H172V221H171ZM173 222H175V220H174ZM202 222H204V224H203V227H204V228H201V229H200V223L202 224ZM228 222H230V223H228ZM251 222H252L253 224L250 223V221H249V223L252 224L253 228H254V227H257L256 229H254V231L257 230V229H259V230H257V231L254 232V234L257 236L258 240H259V239H260V240L263 239L264 237L261 238L260 236H261V235H264V233H263L264 231H263V230L260 231V230H261L262 228H264V226L262 225L261 228H260V226H259L257 223H254L255 221H252V220H251ZM7 223H8V224H7ZM176 223H177V222H176ZM234 223H235V224H234ZM238 223H239V224H238ZM238 223H237L238 225H236L235 227L240 229V228L242 227V226H240V225H242V224L240 223V221H239ZM249 223H247L246 226H248ZM72 224H73V225H72ZM145 224H146V223H145ZM147 224H146V226H147ZM256 224H257L258 226H256ZM63 225H64V224H63ZM71 225H72V226H71ZM194 225H193V226H194ZM208 225H210V224H208ZM211 225H210V227H211ZM7 226H8V227H7ZM193 226H192V224H191V228H192ZM249 226H250V225H249ZM252 226H251L250 228H252ZM147 227H150V226H147ZM198 227H199V228H198ZM201 227H202V225H201ZM210 227H209V228H210ZM232 227H233V226H232ZM0 228H1V227H0ZM209 228H208V229H207V228L204 229L203 232H205L207 235H208V232H207L208 230H209V231L212 230L213 232H216L215 235H214V238L217 237V236H218V238H219V237L221 236V234H220L219 232H223V231L225 230V229H224L223 231H222V230L220 231V230H217V229L214 230L213 225H212V228H213V229L210 230ZM216 228H217V227H216ZM226 228H227V230L224 231V235L221 236L222 238H221V239L219 238V242L217 241V243H220L219 245H221V243H222L221 241L224 239L223 236L226 238V235H227L228 238H230L231 236H232L231 238H233V234H234V233L236 234V232H234V230H232V228H230V229H228L229 227H226ZM246 228H247V227H246ZM62 229H63V231H62ZM198 229H199V230H198ZM218 229H219V228H218ZM5 230H4V231H5ZM19 230H20V231H19ZM66 230H67V231H66ZM70 230H71L72 233H74V235H71V236H70V233H71ZM80 230H81V228H80ZM191 230H193V228H192ZM216 230L219 231V232H217ZM228 230H229V231L232 230L234 233H233V232H231V233L228 232V234L230 235V236H229V235L227 234V231H228ZM237 230H238V229H237ZM83 231H84V230H83V228H82V230L79 231V232H80V233H81V232L83 233ZM212 231H211V232H212ZM17 232H18V233H17ZM66 232H67V233H66ZM193 232H195V230H193ZM203 232H202V233H203ZM211 232H209V235L212 234ZM238 232H239V231H238ZM256 232H257V233H258V232H262V233H261V235H258L259 233L257 234ZM72 233H71V234H72ZM218 233H219V235H218ZM232 233H233V234H232ZM9 234H10V235H9ZM68 234H69V235H68ZM155 234H156V233H154V234H153L154 236L152 235V238H149V239L152 240L153 238L156 239V237H159L158 234H157V235H155ZM213 234H214V233H213ZM222 234H223V233H222ZM231 234H232V235H231ZM18 235H20V236H19V240H18V238H17ZM67 235H68V236H67ZM75 235H77V237H74V238H76V239H73L72 236H75ZM202 235H203V234H202ZM216 235H217V236H216ZM249 235H250V234H249ZM9 236H10V239H9ZM136 236H137V239H140V238H141V239L144 240V239L146 238V237H144V236H143V238H142V235H140L141 237H138V235H136ZM155 236H156V237H155ZM204 236H205V235H204ZM211 236H212V235H211ZM211 236H209V237H211ZM256 236H255V237H254V236H251V238L253 239V237H254V238L256 239V243H257V245L259 246V243H260L261 241L263 242L264 239L261 240V241L259 242V241L257 240ZM7 237H8V238H7ZM13 237H14V239H12ZM61 237H62V236H61ZM64 237H63V238H64ZM70 237H72V239H71ZM147 237H148V236H147ZM198 237H199V241H202V242H200L201 245L204 244L203 242H206V244H208L207 239L204 238L206 241L203 240V239L200 240L201 237H200V236H198ZM205 237L207 238L208 236H205ZM234 237H235V235H234ZM133 238H134V237H133ZM211 238L213 239V236H212ZM211 238H210V239H211ZM228 238H226V239H228ZM231 238H230V240H231ZM247 238H250V237L247 236ZM49 239H50V238H49ZM49 239H48L47 241H49V242L51 241V243L53 244V246L55 245L54 247H52V250H54V248H56V250H58V251L60 252V253H59L58 251L55 250V251H56V252L54 251L55 254L58 252V254H56V255H59V254L61 255V254H63L64 258L66 257L65 259H64V258L61 259V257H62V255H61L60 258H59V256H58V258H57L56 256H54V254H53L54 252H52V254H50V255L48 256L49 259H52L51 256L53 255V259H52V260H49V261H50V264H54V263H55V264H73V263H76V264H77V263L79 262L77 259L80 258V255H81V254L78 253L79 251L76 252V251H77L76 245L70 246V244H69L68 242H66L67 240H65V241L63 240V241H62V240H60L59 238H58V241L60 240V243L57 241V242H55V244H54V243L52 242L53 240H49ZM137 239L135 238L134 240H136V242H137ZM141 239L139 240V243L143 241V240L141 241ZM149 239L146 238V239L144 240L146 244H148V242L150 241ZM154 239H153V240H154ZM215 239H216V238H215ZM252 239L250 240V241H252V242H250L251 245H250V243H249L248 245H250V247L252 246L251 248L254 247L255 250H256V249H257V246L255 247V244H256V243H254V242H255V241H254L255 239H253V240H252ZM11 240H13V241H14V240H17V241H15L14 244H12L13 241H11ZM71 240H73V241H71ZM78 240H76V241H78ZM134 240H133V242H134ZM147 240H148V241H147ZM153 240H152V241H153ZM220 240H221V241H220ZM230 240L228 239L229 242H230ZM45 241H46V240H45ZM47 241H46V244H47ZM54 241H55V240H54ZM68 241H69V240H68ZM146 241H147V242H146ZM152 241H151V242H152ZM208 241H209V240H208ZM225 241L228 242L227 240H223V243H222L223 245H221L220 247H218L219 245H217V244L214 242V240H212V241L210 240V241H209V246L207 245L206 249H207V251L209 250V251H211L212 253H215V252L218 253L217 255H219V257H221L222 255H224V257L222 256V258H223L222 260H224V261H227V260H230V259L233 258L231 262L234 264V262L236 261L235 264H238V263L240 262V261L238 262V259H239L238 255H239L240 253H241V254L244 253L243 256H244V255H247V252H248V251L246 250V251H247V252H246L245 249H248V247H247V246H241L240 249L243 248V247H246V248H243V251H242V249H241V250L239 249V250H240V253H239L238 250H237V252L239 253V254H238L237 252H234L235 249H234V251H233V249H229V248H232V247H231V246H228V245H229V242L227 243L228 245H227L226 243H224ZM247 241H248V240H247ZM8 242L10 243V245H9ZM49 242H48V243H49ZM61 242H62V243H63V242H66L65 244H66L67 246L64 245V243L62 244ZM151 242H150V243H151ZM212 242L215 243L216 246H217V247L214 246V247H215L214 249H213V247H212L211 249L208 248V247H211L210 244H211ZM248 242H249V241H248ZM258 242H259V243H258ZM43 243H44V242H43ZM43 243H42V244H43ZM51 243H49V244L51 245ZM56 243H59L61 246H60V245L58 246ZM73 243H75V242H73ZM143 243H144V242H143ZM213 243H212V246H213ZM252 243H253L254 245H253ZM11 244H12V245H11ZM137 244H138V243H137ZM140 244H141V243H140ZM140 244H138V246H140ZM225 244H226V245H225ZM50 245H48V244L45 245V247H47L46 249H48V247H49ZM56 245H57L58 247H57ZM204 245H205V244H204ZM230 245H231V244H230ZM11 246H14V247L11 248ZM25 246H26V245H25ZM25 246H24L23 248L20 249V250H23V249H24L23 252L20 251L19 253H21V254H26L25 252H28V249H29V251H30L31 248L26 246V247L28 248V249L26 250V247H25ZM43 246H44V244H43ZM51 246H52V245H51ZM51 246H50V248H49V249H50V250H49L50 253H51V251H52V250H51ZM74 246H75V247H74ZM133 246H135V247H133V248H137V247H138V246L136 245L135 242H134ZM222 246H225V247L228 246V247H227L228 249L223 248ZM41 247H42V246H41ZM60 247H61V248H60ZM187 247H188V246H187ZM261 247H262V249L264 248L263 243H262V245L259 246L260 249H261ZM5 248H6V249H5ZM42 248H43V247H42ZM62 248H63V249H62ZM74 248L76 249V251H75ZM217 248H218V249H219V248H222V250L225 249V251H223V253H220V252H222V250L220 249L221 251L219 250V251L217 252V250H216ZM254 248H253V249H254ZM0 249H1V248H0ZM11 249H12V250H11ZM68 249H69V250H68ZM260 249H259V250H260ZM1 250H2V249H1ZM1 250H0V251H1ZM44 250H45V249H44ZM175 250H177V249H174V251H173V248H171V249H169V252H170V251L175 252ZM179 250H182V249H179ZM179 250H177L178 253H177V252H176V253L171 252V256H172V257H173L172 254L176 255L177 257H178V255H179V257H178L179 259H178V260H175L176 262L171 260V262H174V264L177 263V261H178V263H179V261L181 262V260H182V259L180 260V258H182L180 255H183V254L180 253ZM183 250H184V249H183ZM203 250H204V249L202 248V251H203ZM212 250H213V251H212ZM214 250H216V251L214 252ZM229 250H231V251H229ZM257 250H258V249H257ZM15 251H16V253H15ZM31 251H32V250H31ZM49 251H48V250L45 251V254H47ZM66 251H67V252H66ZM196 251H199V253H200L201 250L196 249ZM226 251H227V252H226ZM263 251H264V250H263ZM2 252H3V251H2ZM13 252H14V253H13ZM41 252H42V250H41ZM46 252H47V253H46ZM75 252H76L77 254H79V256H78V255L74 256V255L76 254ZM224 252H226V253L229 252L228 255L226 254L227 257H225V253H224ZM233 252H234V254L237 253V254L235 255L236 258H234V257H235L234 255H233V257H232V253H233ZM242 252H243V253H242ZM245 252H246V253H245ZM74 253H75V254H74ZM196 253H197V252H196ZM230 253H231V256H229ZM262 253H263V252H262ZM29 254H30V252H29ZM66 254H67V255H66ZM71 254H72V255H71ZM241 254H240V256H241ZM248 254H249V253H248ZM41 255H42V253H41ZM47 255H48V254H47ZM47 255H46V256H47ZM220 255H221V256H220ZM17 256H18V257H17ZM20 256H22L23 258L21 259ZM46 256H45V255L43 256V257H45L44 260H45V259H48V258H46ZM72 256H73V257H72ZM228 256H229V257H228ZM15 257H16V258H15ZM54 257L56 258V260H55ZM74 257H75L76 259H74ZM184 258H185V257H184ZM224 258H225V259H224ZM227 258H228V259H227ZM237 258H238V259H237ZM58 259H59V260H58ZM73 259H74V261H76V262H73V263H72V260H73ZM172 259H175V258H172ZM176 259H177V258H176ZM197 259H198V262H199L200 258H197ZM67 260H68L69 262H68ZM185 260H186V258L183 259L182 262L184 261V263H185V262H186ZM233 260H234V262H233ZM49 261L46 260V262H44V263H45V264H46L47 262L49 263ZM53 261H54V262H53ZM196 261H197V260H196ZM196 261H195V264L197 263ZM200 261H201V260H200ZM48 263H47V264H48ZM202 263H203L202 261H201V263L199 262V264H202ZM80 264H82V263H80ZM182 264H183V263H182ZM197 264H198V263H197Z\"/></svg>",
	"mask_w": 264,
	"mask_h": 264
}]
</instances>
